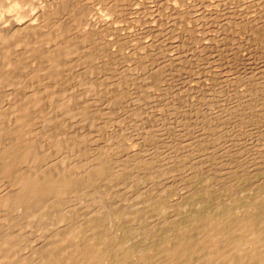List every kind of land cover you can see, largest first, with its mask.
<instances>
[{"label": "bare ground", "instance_id": "6f19581e", "mask_svg": "<svg viewBox=\"0 0 264 264\" xmlns=\"http://www.w3.org/2000/svg\"><path fill=\"white\" fill-rule=\"evenodd\" d=\"M58 1H60V0H58ZM67 1H65V2H67ZM72 1H74V0H72ZM72 1L71 2L69 1L68 5L75 7L76 6L75 4H72V5L70 4V3H72ZM113 1H111V2L109 1V2L113 3ZM153 1L154 0H152L151 2L153 3V7H154L155 3ZM181 1H183V0H181ZM250 1H252V0H250ZM27 2H28V0H1L0 1V90H1V92H0L1 93L0 94V176L4 175V177H3L4 181L6 180V177H7V180L9 178L10 182L12 183V184H10L6 180L7 184H10V186L12 185V189L10 190V188H9L10 191L6 192V194L2 193V194H4V196L2 194H0L1 195L0 205L3 206V208H5V210L8 209L10 214H12L11 211H13V210L16 211V213L14 212L15 214H17V212H18L17 210H19V213L22 210L21 213H22V215L25 218H30V219H35V220L37 219L39 224L41 226H43L42 229L44 230V234L42 235L43 236L42 237L43 238L42 241H40L41 239L40 240L38 239L40 242L36 241L34 243L33 242L34 238H33V240H31L33 242V245L31 244L32 246H30V241H28V237H27V240H25L26 235L24 236V234H26V233L22 234L21 232H19L21 229L19 230V228L18 229L16 228L17 225L19 223H21V219H19L20 217L19 216L17 217L19 219L18 220L16 218V216L20 215L21 213L15 215V219H17L18 222L20 221L19 223L15 219H11V218L9 219V217L7 219L5 217L7 219L6 221L10 220V223H9V225H7L8 222H7V224H4V225L0 224V264H264V195H263V193H264V191H263L264 185L262 187L263 188L262 189L263 193H262V199L260 198L261 199L260 201H258V198H259L258 195L256 197H253L252 195H248V194H250V192H248V190H246V192H248L247 195L251 196V198H249L245 194L244 195L242 194L243 196H241L240 195L241 194L240 190H242V188L244 187L243 186L244 184L242 185L243 187L240 186L241 185V181H242L241 180V176L239 177L238 173H235V171H233V169L231 170L232 172L228 173L229 170L226 168L227 170H225V172L227 174L224 175L225 172L223 173V175H224L223 177H225V178L227 177V178H226L225 184L222 185V186H225V185L227 186L228 198H226L227 196L226 197L223 196L225 198V200L226 199L227 200L222 205H219V204L216 205V203H215L216 206H213L214 203H212V202H214L216 199H218V197L221 195V193L215 200L213 199L214 201H212V202H211V199L213 197L210 196L211 197V199H210V203L211 204L208 205L206 201H207V199H209L210 192H212V191H211V189L202 190L203 188L201 187L202 191H206L207 194L209 193L208 196L205 198L204 196L201 197L200 195H198V197H197V195H196V196L193 197L194 198L193 203L191 202L192 199H190L187 202V204L185 206H183L182 208H181L180 205H178V203H176V201H175L176 205H174V203H173V205H171V204L167 205V202L163 201V199H160L161 197L157 198L158 196L155 197V196L149 195V196H151V198L149 197L150 199H148L149 202H145V204L148 203V207L146 205H144V206L141 205L144 208L138 207V205L136 204L138 202L134 203V201L132 199L134 205L135 204L136 205L134 206L135 209H133L135 213L133 215H130L129 214L130 210L128 208L127 209L129 211L127 209H124V207H123V209H121V207H120L119 209L117 208L115 210H112V209L110 210V208H113V206H114L113 203H110L111 205H113L112 207L108 206V205H110L108 203H107L108 205L106 204V207L101 205L100 201L104 200L108 195L104 199L101 196V200L98 199L100 197L97 198L99 193L97 194V196L94 195L97 199L95 197L91 198L92 195L95 194L94 193L95 189H96L95 192L99 191L97 188H93L94 189L93 193H92V190L86 191L87 188L85 190V187H86V186H84L85 184H87V185L89 184V187H90L93 184H97V182L100 183V181L102 180V183L106 182L105 186H107V181H109V179L113 178L115 180V179L122 178L123 174H124V171H125L124 168L126 166L123 168L122 165H121V166H119V168H116L117 166L115 167V165H116L117 161L116 160L113 161V159H115V157L117 156L116 153H118L116 150L117 149L119 150V148H120V147L117 146L118 144L116 143L117 144L116 145L117 149H116V146L113 145V143H112L115 140V139L114 140H112V139L116 138L117 135H115V137L112 135L113 136L112 139L109 137L112 140V142H110V143H112L111 145L108 146L105 143V146L109 147V149H108V147H106L109 150L108 153L106 151L107 149H105V147H104V150L106 152L105 151H101V149H99L100 154L99 153H98V155L96 154V157H95V155L93 156V154H95L96 152H94L92 154V152L95 150L94 148L97 146V145H95V144H97V142L95 143L96 140L94 138H96L98 136V132L100 130L98 132H90V133L86 132V134H80L78 132H81L82 130H81V127L79 126L80 127V131H77V130H79V127L77 128V126H78L77 124H79L82 120H80V122H78L76 124L77 125L76 126L77 130L74 128L75 124L73 126L72 125L73 123L72 124H71V122L67 123L69 121L68 119H71L72 121H73V119L77 120V118L78 117L79 118L82 117V114L84 113V121H82V122H84L83 124H86L84 126H87L86 128L88 130V128L92 125L91 123L95 120V119H92L93 121H91V117L93 118V116H92L93 112L91 113V112H89V110H87L86 112H82L83 109L85 108L84 106L87 105L88 108H89V103H88L89 101L87 102L88 104L85 102V100L83 101L86 104H84L83 109L81 110V114H80L81 116L78 115V117L75 115V113H76L75 110L78 109L76 111L78 113H80L79 112V107L75 109V107L74 108H70L71 107L70 104L68 105V98L67 97L70 96L68 92L70 90H72V88L73 89H75V88L74 87L69 88L70 90L67 91L66 89L64 90V87H62L61 84H63V82L64 81L66 82L67 80L69 81V84L72 82V81L70 82V80H71L70 77L72 78V76H70L68 74L67 75L70 76V77H68L70 80L69 79L66 80L67 76H66V71L65 70L70 71V70H68L69 68H67V65L70 62L69 61L68 64H67V61H68L69 57H71L72 54L74 55V53L76 54L77 52H78L77 54L79 55L80 51H78V49L80 50L79 47L82 46V47L87 48L88 50H90L91 58L96 61L97 58L100 59V57H102L101 54L104 57L105 54H103V53L106 52L107 50L113 51V50H111V49L114 48L113 45L115 46V44H117L115 40H114L115 44H113V38H110V37H113V35H114V38H117L119 40H123V42H124L125 38L129 39V41L130 40H132V41L135 40L136 41L137 39H140V38H138V36L141 35V32H140L141 30L140 29H142L143 27H144L143 29H145V27H146V30L148 29V31L150 29L153 33L157 32V31H161L162 32V30L167 31L165 29L170 28L171 23L173 24V22H171L172 19L169 18L171 21L168 20V21L171 22V23H168V25L170 24V26H168L167 23H164V24H166L168 26V28H166V26L163 24L164 20L163 21L161 20L162 24L164 25L163 26V25H161V23H159V19H160L159 16H157L158 18H156V16H153L152 18H149L148 20H145L146 22L145 23L143 22V24L141 25L142 26V28H141L140 25L138 24V22H139V20H141V22H142L144 20V15L146 13L148 15V12H144L146 10L143 9L144 11L142 10L143 12H141V13H144V15H141L140 11L142 9V4H143L141 2V0H130L129 7L127 6L128 8H126V10L128 9L129 11L127 10V12L130 15H132L133 18L129 15L131 17V19H133L132 21H131L130 17L127 15L128 13L125 10L124 11H125V14L127 13L126 15L130 19L129 20L127 17H125L126 19H128L127 21H128L129 26L131 24H133L132 26L128 27V25H126L127 26V28H126L125 25H124L125 28H123V27L119 26V24L116 25V21L114 20V17H113V21H115V22L111 21L110 18H107L106 16L102 15L101 13H100L101 15H99V16H93V15H88L87 13H89V12L86 11V13H85L86 15L83 14L84 15L83 18L81 17L82 15H80L81 19L77 18L79 16H77L75 18V19H77V21L75 23H77L78 21H80V22H78L76 25H74L75 26V28H74L75 33H73V34H77V35H75V36H73L71 38L70 34L72 32H74V31H73L72 25L71 26L70 25L69 26L66 25L67 22H65L66 21L65 17L67 15V13H66V15H64V13H65L67 8L61 7V5H62L61 1H60L61 4H58L60 6V8H57L58 6H57L56 2H55L56 8H54L55 4H54V6H52L53 5L52 1L49 2L50 5L52 3L51 7L54 8L53 10H50V11H45L46 9H48L47 7L45 8V10H43L44 7H45L43 4L40 5V7L44 6L42 8L43 12H42V10H40V8H39L40 11H37V12H35V8L34 9L32 8V10L30 8L31 13H30V11L28 13V10L26 8V11H27L28 15H27V13L24 14V12L22 11L24 9L23 6ZM75 2H76V0H75ZM114 2H115L114 5L117 4V3H118L117 5H120L122 1L117 0V3H116V0H115ZM127 2L128 1L126 0V3ZM143 2H144V0H143ZM158 2H159V0H158ZM32 3L33 2H31V5H33ZM77 3L80 4L81 2L78 1V2H76V4ZM122 3H124V1ZM146 3H147V1H146ZM165 3L166 2H163V4H161V5H165ZM248 3H250L249 0H248ZM253 3H254V0H253ZM125 4H122L121 6H123V5L125 6ZM157 4H159V3H157ZM26 5H28V4H26ZM37 5H35V6H37ZM65 5L68 6L67 3L66 4L63 3V6H65ZM109 5H111V4H109ZM112 5H111V7H112ZM144 5H145V2L143 4V8H145ZM151 5L149 4V6H151ZM70 6H68V7H70ZM180 6L181 5L179 4L178 7H180ZM106 7H108V6H106ZM153 7L152 8L150 7L152 11L154 10ZM156 7L158 8V7H160V5L159 6L156 5ZM171 7L173 8L174 11L179 9V8H177V5L174 6V4ZM183 7H185V9H183V8L182 9L185 10L186 12H189V13H193L194 8L196 9V7L193 6L190 2L184 3ZM75 8L77 9V7H75ZM78 8H80V7H78ZM83 8L84 7H82V9ZM119 8H121V7H119ZM150 8H148V9L150 10ZM160 8H159V10H160ZM163 8L164 9L165 8L168 9V5H167V7H163ZM109 9L112 10L110 7H109ZM109 9H107V11ZM115 9L116 8L114 6L113 10H115ZM122 9H124V8H122ZM200 9H198V10H200ZM33 10H34V12H32ZM69 10H70V8L66 12H68ZM198 10L196 9V11H198ZM220 10H223V9H220ZM94 11H96L98 13V10H94ZM107 11H105V13ZM117 11L118 12H116V13L120 14L119 12H122L123 10L119 11V9H117ZM124 11L122 12V14L124 13ZM171 11L172 10L169 11L168 14H170V15L168 17L172 16L171 15ZM185 11H184V13H186ZM213 11H214V8H213ZM227 11H228V9H227ZM69 12H71V11H69ZM82 12H85V11L82 10ZM100 12H102V10ZM111 12H112V16H113V13H114L113 11H109L108 13L110 14ZM156 12H152V13L154 14ZM161 12L162 11L160 10V13ZM231 12H232V15H234L233 11H231ZM9 13H12V14L9 15ZM78 13H80V12H78ZM92 13L95 14V12H92ZM163 13L165 14L166 12H164V10H163ZM174 13L177 16L176 11ZM179 13L181 14V11H179ZM219 13H220V11H219ZM7 14H8V16H7ZM71 14H72V16L70 15V13L68 15H70L72 17L71 19H73L75 17V15L73 16V13H71ZM103 14H104V12H103ZM109 14L107 16H109ZM117 14H115V15L117 16ZM157 14H155V15H157ZM164 14H163L162 17H167L166 15L164 16ZM198 14L199 13L196 12V15H198ZM140 15L143 16V20L140 19L141 18ZM118 16H120L122 18L121 15H118ZM186 16H188V15H186ZM220 16H221V13H220ZM145 17H146V19L148 18L147 16H145ZM191 17L193 19V16H191ZM206 17L207 16H205L204 19ZM208 17H210V16H208ZM208 17H207V19H209ZM222 17L223 16H221V19H218V20L225 19V18L222 19ZM195 18L198 19L197 21H199V19H201L202 17L194 16V19ZM214 18H216V15L214 16ZM75 19H73V20H75ZM126 19H124V20L126 21ZM185 19L187 20L188 18L186 17ZM121 20H118V21H121ZM193 20H191V21H193ZM72 21H70V23ZM127 21H126V23H127ZM129 21H131L132 23L129 22ZM166 21L167 20H165V22ZM176 21L178 23L177 19H176ZM197 21H196V23H197ZM188 22H190V19H188ZM219 22H220L219 24H221L222 21H219ZM177 23H176V27H177ZM179 23H180V21H179ZM191 23L193 24V22H191ZM214 23H217V21L214 22ZM72 24H74V23H72ZM120 25H122V23ZM184 25L186 27L188 26L186 24H184ZM184 25H182V27ZM201 25L202 24H200V26ZM217 25L218 24H216V27H217ZM198 26H199V24H198ZM198 26H196V27L194 26V27L197 29V28H199ZM179 27H181V26H179ZM194 27H193V29H194ZM226 27H224V28L226 29ZM228 28L231 29V27H228ZM143 29H142V31H143ZM173 29L174 30H172V31H174V32L177 31V30H175V26H173ZM193 29H192V31L195 30V29L194 30ZM179 30H180L179 33H181V29H179ZM182 30H184V28H182ZM185 30H186V28H185ZM110 31L113 32L112 33L113 35L111 34L112 36L109 35ZM151 31H149L150 34H151ZM108 32H109V34H108ZM149 32H147V33H149ZM167 32H169V31H167ZM194 32H196V30ZM206 32L207 31L203 32V34L206 35ZM212 32H214V31H212ZM224 32L226 33V31H224ZM224 32H222V33H224ZM158 33H159V35L160 34L162 35V33H160V32H157V35H158ZM66 34L69 35V37H68L69 39L67 38ZM142 34H145V33H142ZM150 34H148L147 36L149 37ZM164 34H166V33H164ZM154 35H155V33H154ZM166 35H164V36H166ZM170 35L168 33L167 38L170 39V37H169ZM194 35L195 34H193V36ZM225 35H227V34H225ZM145 37H146V35H145ZM145 37H143V38H145ZM148 37H146L147 40H145L146 38L144 40L140 39L138 41V43L136 42V44L134 42V45L131 46V47H133V49H134L133 51L135 52V54H136V52L138 54H140L139 49L140 48L142 49V47H144V46L147 47L150 44V42L152 41V39H154L151 36V39H150L151 41H150V40H148ZM179 37H180V35H179ZM181 37L183 39V37L185 38L186 36H181ZM171 38H173L172 40H174V36H172ZM191 38H190V40L194 39V38H192V39ZM210 38L208 36L207 37L206 36L203 37L202 35H200V40H198V41L200 43V46L203 49L206 48V47L209 48L210 45L212 47V44H213L212 40L213 39L211 38L212 39L211 40ZM158 39L161 40L160 36H159V38L156 39V41L155 40L154 41L157 42ZM169 39H167V40H169ZM187 39L189 40L188 37H187ZM217 39H220V38H217ZM70 40H72V41H70ZM163 40H165V39H163ZM172 40L170 41V43L173 42ZM179 40H181V38ZM129 41H128L129 46H127V47L131 48L130 47V42H132V41H130V42ZM216 41H218V43H219V40H216ZM192 42H195V41L192 40ZM222 42L219 43V44H222ZM180 43H181V41H180ZM180 43L178 44L179 46H180ZM131 44H133V42ZM166 44L163 47L168 45V44L167 45ZM184 44H186V42ZM188 44H190V43H188ZM194 44L197 45V43H194ZM124 45L126 46L127 44H124ZM162 45H163V43H162ZM176 45H175V47H176ZM125 46H120L119 49H122V47L125 48ZM158 46H159V44H158ZM158 46L156 45V49L154 48L155 46H153V49H155V51L158 50L157 49ZM170 46H173V45L170 44ZM84 48H81V49H84ZM190 48H192L193 50L195 49L193 47H190ZM200 48H198L197 51L198 50H201V51L203 50V49H200ZM87 49H85L86 54L88 53ZM127 49L128 48H125V50H127ZM151 49H152V47H151ZM169 49L171 50V48H169ZM173 49H175V48H173ZM211 49L213 50L214 48H211ZM159 50H160V48H159ZM161 50H162V48H161ZM184 50H185V52L182 49L181 52H179V53L180 54L185 53V55H186L187 51H186V49H184ZM207 50H209V49H207ZM120 51H122V50H120ZM149 51H151V50H149ZM82 52H83V50L81 51V54H82ZM113 52H111V53H113ZM134 52H132V53H134ZM143 52H145V54L147 53L144 50H143ZM157 52L155 54H157ZM188 52H187V54H190ZM107 53H108V51H107ZM115 53H116V51H115ZM168 53H169V51H168ZM179 53H177V54H179ZM200 53H202V55H203V53L206 55V53L204 51L203 52L199 51V54ZM88 54H90V53H88ZM109 54L110 53H108V55ZM145 54L140 55V57H142L143 55H144L143 57H145ZM149 54H150V52H149ZM95 55H97V56H95ZM122 55H123V53H122ZM157 55L160 56L162 54L160 53V54H157ZM169 55L171 57L173 56V60H174V57L177 56L176 54L173 55V53H172V55L171 54H169ZM194 55L196 56V53H194ZM202 55L200 54V57ZM208 55H210V54H208ZM24 56H26L25 59H23ZM37 56H41V61L40 62H43V63H41V65L38 64L37 67L35 66V70L34 69L31 70L30 66L33 65L36 60L38 61V59H36ZM77 56H75L76 61H79V59L84 58V57H82V55H79V56H81V58L79 56H78L79 58H77ZM112 56H110V57H112ZM123 56H121V57H123ZM126 56H128V55H126ZM165 56H163V57L165 58V60H167ZM170 56H168L169 57V61L172 59ZM182 56H184V54ZM197 56H199V55H197ZM93 57L94 58L97 57V58L94 59ZM103 57L101 59H105ZM133 57H135V55H133L132 58ZM138 57H139V55H138ZM149 57H152V55H149ZM188 57L190 58L189 55H188ZM73 58H74V56H73ZM114 58H115V56H114ZM118 58H120V57L118 56L116 58V61L117 60L122 61L121 59H118ZM124 58H123V60H124ZM130 58H131V56H130ZM185 58L183 60H186ZM201 58H203V57H201ZM84 59H83V61H84ZM108 59H109V57H108ZM144 59L145 58H143L142 60H144ZM127 60L129 61V58ZM161 60H160V62H161ZM181 60H182V58H181ZM37 61L35 62V65H37L36 63L39 62V61L38 62ZM83 61L80 60V62H78V63L79 64L83 63V65L86 66V67L89 66L88 64L90 62H92L91 60L90 61L88 60L89 63L87 62V64H86L85 62L87 60H85V62H83ZM95 61H93V62H95ZM108 61L107 62L105 61L106 64L107 63L109 64L111 62V61L110 62H108ZM114 61L112 59V62H114ZM133 61H136V59L134 58ZM154 61H156V59ZM163 61L164 60H162V62ZM169 61H168V63L167 62H164L163 64L161 63L158 66H160V68H161V65L162 66L163 65L166 66V63L169 65ZM247 61H248V59H246V62ZM73 62H74L73 63V67H74L77 64L75 63V61H73ZM103 62L104 61L101 60V62L99 64H101ZM112 62H111V65L113 64ZM142 62H141V64H142ZM173 62H176V61H173ZM97 63H98V61H97ZM97 63H95V64H97ZM81 64H80V68L82 67ZM143 64H145V62ZM69 65H71V64H69ZM105 65H103V66H105ZM71 66H70V69L72 68ZM76 67H77V69L79 68L78 65ZM90 67H91V65H90ZM90 67H88V70H89ZM156 67H157V65H156ZM169 67H170V65H169ZM80 68H79V70H77L78 73L79 74L80 73L84 74L85 72H82V68H81V70H80ZM93 68H94L93 69L94 73L92 72L91 74H95V71H94L95 69H99L100 70V67L99 68H95L93 66ZM101 68L103 69L102 66H101ZM108 68H110V67H108ZM108 68H104V69H108ZM136 68H137V66H136ZM29 69H30V71H28ZM75 70H76V68H75ZM26 71L29 72V75L27 74L28 76L27 75H25V76L23 75V72H26ZM113 71H115V70H113ZM113 71H112V73H113ZM211 71H212V69L209 72H211ZM44 72L46 73V75H44L45 77L43 75H41ZM87 72L88 71H86L85 74H87V76H88L89 73H87ZM106 72L107 71L100 73V76H101V74H104ZM17 73H19V74H17ZM71 73L73 74L72 71H71ZM96 73H97V76H99L98 70H97ZM109 73L107 72L106 75L109 74ZM213 73H215V72H213ZM20 74H21V76L23 75L25 78L27 76V78L24 81H22L24 77H21ZM74 74H75V72H74ZM79 74H78V76L81 77L82 75L81 74L79 75ZM114 74H116V72H114ZM118 74H116V75L118 76ZM116 75H115V78H117ZM156 75H157V79H158V77L160 78V76H161V75H159V73L156 74ZM37 76H40V78L37 77ZM110 76H112V75H110ZM82 77L81 78L78 77L79 80H77V83H78V81L82 80ZM93 77H94V75H93ZM93 77L91 76L92 79H93ZM102 77H105V76L103 75ZM73 78H75V77H73ZM87 78L90 79L89 77H87ZM108 78L111 79V77H108V75H107V79ZM150 78L153 79V75ZM16 79H19V80L21 79V80L17 81ZM83 79L85 81L86 78H83ZM95 79H97L96 75L94 77V80ZM102 79L103 78H101V80L99 79L100 83L103 82ZM104 79H106V78H104ZM110 79H109V81H110ZM117 79H120V78H117ZM75 80H73V81H75ZM99 80L98 81L96 80V81L99 82ZM132 80L133 79H130V81H132ZM82 81H80V82L83 84L87 80L85 82H82ZM96 81H92V80L90 81L89 80L87 83H85L83 85H87V86L89 85L91 87V89L93 87V89H95V91H96L97 88H94L98 84V83H96ZM107 81L108 80H106V83H107ZM112 81L113 82H110V83L112 85H114L113 86V89H114V87L116 85L115 83H121L123 80L121 82H117V81H114V80H112ZM151 82H152L153 86H154V83L156 84L155 81L154 82L151 81ZM77 83L73 82V86L76 85V86L80 87L81 84L78 83L80 85H77ZM106 83H104V84L105 85L110 84L109 82L107 84ZM18 84H20L22 86V89H21V86H20L21 90H19V92L17 91L18 89L17 90L15 89L17 92L14 90L15 92L13 91V93H12V91H10L11 89L9 90L7 88L8 86L10 88V86L12 87V85H18ZM71 84H70V86H71ZM60 85H61V87L63 88L64 91L60 88ZM64 85H66V87H68L67 84H64ZM83 85H82V88H83ZM100 85L101 86H98V85L97 86L98 87H102L103 86V84H100ZM112 85L111 86L109 85V87L112 88ZM123 85H124V83H123ZM131 85H132V83H131ZM116 86H119V85L117 84ZM126 86H127V84H126ZM4 87H5V89H4ZM16 87L18 88L19 86H16ZM79 87H77V91H78ZM90 87H89V89H90ZM109 87H107V89L110 92ZM149 87H150V85L148 86V88ZM118 88L119 89H116V91L117 90L119 91L121 89V87H118ZM151 88H152V86H151ZM2 89L6 90V91L3 93ZM7 89H8V91H10L9 93H7ZM89 89L87 88V90H89ZM124 89H128L129 90V88H124ZM83 90L84 89H82V91ZM99 90H101V89H99ZM99 90L97 91V92H99V93H97L98 95L101 94L100 93L101 91H99ZM122 90H123V88H122ZM122 90H121V92H122ZM74 91H72V92H74ZM86 91H85V93H87ZM91 91H93V90H91ZM111 91L113 92V90H111ZM64 92H67L68 95H67V93H66V95H64L65 94ZM106 92L107 91H105V93ZM14 93H17V94H14ZM70 93H71V91H70ZM82 93H79V95L82 94ZM92 93L95 94V92H92ZM72 94L73 93H71V95ZM75 94H73V95H75ZM77 94H76V96H77ZM102 94H103V91H102ZM112 94H114V93H112ZM123 94H125V93H123ZM128 94H130V93H128ZM128 94H125V95H128ZM145 94L147 95L148 93L146 92ZM85 95L83 94L84 98H85ZM90 95H92V94L89 93V96ZM114 95H116V97H118L116 92H115ZM93 96L94 95H92V97ZM72 97L73 96H70L69 100H71ZM112 97L114 98L115 96H112ZM81 98H82V96H81ZM87 98L88 97H86L85 99H87ZM89 98H91V97H89ZM109 98H110V94H109ZM122 98L123 97H121V99ZM76 99L74 98V100H76ZM79 99H77L76 101H79ZM82 99H80L81 102H82ZM100 99H101V97H100ZM112 99H106V100L102 99V100L103 101H108V100L112 101ZM125 99H127V96H125ZM125 99L123 98L122 100H125ZM74 100H72V101H74ZM93 100H95V99H92V101ZM119 100H120V97H119ZM90 101H91V99H90ZM92 101H91V105H92ZM125 101L127 102L128 99L125 100ZM79 102H77V105H79V106L83 105L81 103H80L81 104L80 105ZM97 102H99V99L97 100ZM113 102H114V100H113ZM94 103H96V102H94ZM71 104H73L72 107L74 105L77 106L75 104V102L71 103ZM96 104H98V103H96ZM106 104L110 105V102L109 103L107 102ZM116 104H118V103H116ZM103 105H105V104H103ZM92 106H90V107H92ZM114 106H116V105H114ZM119 106H120V103H119ZM94 107L95 106H93V108H92L93 110H94ZM101 107H102V105H101ZM104 107L107 110V107L106 106H104ZM110 107H111L110 109L113 112L114 109H112V107H113L112 103H111ZM95 108L98 109V107H95ZM103 108H102V110H104ZM108 108H109V106H108ZM72 109H75V110H72ZM115 109H116V112H117V110L118 111L119 110H121V111L123 110V109H119V107L115 108ZM106 110L104 111L105 113H106ZM98 111L96 110L97 115L95 114V116H94L95 118L96 117L97 118H101L99 115L103 111L101 113H100L101 109H100L99 112ZM121 111H120V113L119 112L118 113L121 114ZM87 112L91 113V115L88 114ZM116 112H114V114ZM132 112L130 111L129 113L132 114V115L136 114L135 116H137V113H135V112L132 113ZM98 113H100V114H98ZM109 113H110V111H108V116H109ZM54 114L55 115L57 114V115L54 116ZM58 114H62V115H58ZM119 114L114 115V116L116 117ZM105 115L107 117V114H105ZM111 115H112V113H111ZM111 115H110V117H111ZM132 115L127 114L128 117L129 116L131 117ZM123 116H124V118L127 119L126 115H123ZM123 116H121V117H123ZM110 117L109 118L107 117V118L110 119ZM121 117H120V119H121ZM133 117L134 116H132V118ZM117 118L118 117H116L115 119L117 120ZM111 119L113 121H110V120L109 121L114 123L115 119H113V115H112ZM120 119H119V121H120ZM100 120H102V119H100ZM239 120L242 121L240 118H239ZM246 120L243 119L244 122ZM104 121H106V120L104 119ZM104 121H103V123H101V122L98 123L100 125L99 129H100V127H102L101 124L105 123ZM97 122L98 121L96 120V123ZM117 122L118 121H116L115 123H117ZM96 123H93V124H95V126H96ZM107 123H106V125H107ZM70 124L73 127L71 126V127L68 128V126H70ZM51 125L54 126L53 127L54 133L55 132L58 133V131H60V130L54 129V128H57V127H59V128L62 127L63 130H64L63 132L64 133L66 132L65 134H67L68 130H71V128L75 129V131L71 130L73 132H71V131L69 132L70 134L74 133L73 135L69 134L70 135L69 137H67V136L64 137V138H66V137L68 138V139H65V141L61 142L62 138H60V141H58L59 137L57 139V142H56V140H54L56 142V144L53 141V143L55 144L56 150L58 151V152L56 151L57 155H53V154H55V152L53 153V151H51L53 154L47 152L50 147L48 145L46 146L45 143L43 142V140H45V139H47V141L48 140L50 141L49 138H53L54 136H56V135L53 136V134H54L53 131H51V133H50V131H48V127L52 128ZM108 125H109V123H108ZM110 125H111V123H110ZM92 127L93 126H91V128ZM107 127H109V126H107ZM96 128L98 129V126H96ZM94 129H95V127H94ZM97 129H95V130H97ZM103 129L104 128H102V131H103ZM84 130L87 131L86 129H84ZM85 131L83 133H85ZM107 131H108V129H107ZM107 131H103V133H105ZM61 133L62 132H59V136L63 137V135H65V134L63 133V135L61 136L60 135ZM107 134H109V133H107ZM102 135H104V134H102ZM100 136H101V134H100ZM105 136L107 137L106 134H105ZM105 136H103L104 141L106 139L109 142V138L108 137L105 138ZM108 136H110V135H108ZM162 136H165V135H162ZM82 137L86 141L88 139H91V141L95 140V141H92V143H94V146H93L92 150L90 148L92 145H90V147H89L90 143L88 144L87 142H86L88 144L87 148H90L89 150H87L85 148V144L86 143L82 144V145H84V148L86 150H84L83 146H82L83 149L81 147H79L80 144H81V141L83 142ZM145 137H143V139ZM101 138L102 137L97 138V139L102 140ZM117 138H118V136H117ZM117 138H116V140L118 142L119 139H117ZM123 138H126V137L123 136ZM189 138H190V136H188V139ZM192 138H194V137H192ZM155 139H156L155 138V133H150V137L149 138L147 137L146 141L148 143H150L151 140H155ZM125 140H123V141H125ZM162 140L163 139L161 138L160 142H162ZM167 140L169 141L170 139H167ZM194 140H196V139H194ZM49 141L47 143H49ZM164 141H163L162 144H164ZM189 141H191V140L189 139ZM156 142H155V144H156ZM171 142L173 143V141H171ZM182 142L185 143V141H182ZM186 142L188 143V141H186ZM122 143L123 142L121 141V146H122L121 149L122 148L123 149L127 148L128 156H132V158L135 159L134 161L130 162L129 165L131 163H133V162H137V164L139 165V162L142 160V159L141 160L139 159L140 156H142V158H144L143 155H142L143 154V150L138 149L137 147H135L134 144L133 145L132 144L131 145L128 144V146H127L126 144L129 143V142H127L126 144L124 142V144L126 146L123 147ZM170 143L167 142L166 144H170ZM187 143H185V145H183V146H186ZM157 144L159 146V143H157ZM166 144H164V146ZM179 145H181L180 140H179ZM191 145H193V144H191ZM99 146H97V147H99ZM147 146H148V144H147ZM167 146H169V145H167ZM183 146L181 145L182 148H183ZM46 147H47L48 150L46 149ZM97 147H96V149H97ZM181 147L179 146V148H181ZM80 148H81V150H80ZM147 148H149V147H147ZM154 148L151 147L152 150ZM65 149H66V151H65ZM167 149H168V147H167ZM76 150H80V151L79 152L78 151L75 152ZM82 150H84V151H82ZM183 150H184V148H183ZM111 151H116V153L114 152L116 156H113V154H111L112 153ZM158 151H160V150H158ZM74 152L77 154L76 157L79 159V161H80L81 158L78 157V155L82 156V160L86 159V157H88L87 155H90V153L92 154L93 157H88V159L85 162L84 161L78 162V159H77L76 160L77 163H75L74 160L73 161H71V160L73 159V157L76 154L73 155V157L70 156V153L74 154ZM102 152L104 153V155H101ZM121 152H123V153H121V154H123L122 156L126 157V156H124L125 154H127L126 151H121ZM124 152H125V154H124ZM171 152H172V150H171ZM184 152L186 153V151H183V152L180 153V156ZM46 153H49L50 155L46 156L47 155ZM145 154H146V152H145ZM148 154H149V152H148ZM148 154H147V156H148ZM157 154H160V153L158 152ZM163 154H165V153H163ZM83 155H84L85 158H83ZM118 155H119V153H118ZM172 155H175V154L173 153ZM172 155H171L170 158L171 159L174 158L173 162H176L175 159H176L177 156L175 155L176 157H173ZM225 155H227V153L224 154L223 157H227L228 163H230L231 161H229V157H228L229 152H228L227 156H225ZM147 156H146V158H147ZM159 156L160 155H158V157ZM70 157L72 159H70ZM111 157H114V158L112 159ZM158 157H156V158H158ZM166 157L167 156L165 155L164 159ZM257 157H255L254 159H256ZM52 158H53V162L51 163L50 160ZM161 158H162V156H161ZM110 159L114 163L116 162L115 165H113V164H111L112 166L110 165V163H111ZM184 159L186 160V157L185 158L183 157V160ZM123 160H124V158H123ZM146 160H145L146 161L145 165L147 164L146 166H149L148 164H153L154 161H156V160H153V159L152 160L150 159L151 161H148V159H146ZM159 160H162V161H160L161 163H159V166H158L159 169H160L162 167V166H160V164H162L163 159L159 158ZM227 160L224 161V162L227 163ZM49 161H50V163H49ZM119 161H121V160H119ZM125 161H127V159ZM256 161H258V160H256ZM185 162H187V160ZM242 162H245V161L242 160ZM169 163H167V164L165 163V164L168 165ZM172 163H170V165ZM177 163L181 164L180 162H177ZM223 163H220L219 165L222 166L221 164H223ZM126 164H128V162H126ZM231 164L232 163H230V165ZM249 164H251V162ZM253 164H254V162L251 165H253ZM256 164L258 165V163H255L254 164L255 166L253 165L254 169H252V170H254V171H255ZM131 165L134 166L133 164H131ZM175 165L176 164H174L173 167ZM188 165L189 164H187V166ZM243 165H245V164H243ZM262 165H263V163H262ZM113 166L116 169L113 168L114 169L113 170V169L110 168V167H113ZM146 166L140 165V166H138L139 169H138V167H136V168L133 167V169H135V171L137 169V171H139V173H141L142 176L137 175L136 174L137 171H136V172H133L135 174H133L131 177L129 175H127L129 180L130 179H132V180L134 179L135 180V178L138 177V178H141V179L137 178V180H135V181L142 180L144 182V180H143L144 177L143 176L144 175L146 176V174L149 175V173L145 174V172L143 170ZM152 166L150 165L149 167L152 168ZM227 166L229 168L231 167L228 164H227ZM237 166L238 167L241 166V169L243 167L242 165L239 166V164ZM253 166H250V167H253ZM127 167H129V166H127ZM165 167L168 168L167 166H163L162 169H164ZM176 167H177V165H176ZM232 167H233V165H232ZM166 168H165V170H166ZM170 168H172V167H170ZM191 168L194 170L196 168V166L194 168L193 167H191ZM221 168L224 169V167H221ZM246 168L248 170V165H247ZM263 168L264 167H262V170L264 171ZM83 169H86V175L85 176H84L85 173L83 172ZM127 169L130 170L131 167H130V169L129 168H127ZM147 169H150V168H147ZM152 169L153 170L157 169V166H156V168H152ZM262 170H261V172H262ZM131 171H134V170H131ZM156 171L160 172V170H158V169ZM195 171L197 172V170H195ZM219 171H223V170L221 169ZM219 171H217V172L219 173ZM250 171H248V173ZM81 172L83 173V175H82ZM127 172L128 171H126V173ZM143 172H144V174H143ZM129 173H130V171H129ZM174 173L176 175H178L175 171L172 172L171 173L172 176L171 175L170 176L173 179H174V175H175ZM243 173H245V170H243ZM150 174H152V172ZM156 174H157V172H156ZM156 174L153 175L154 178L155 177L158 178V176ZM168 174H170V173H168ZM262 174H263V172H262ZM148 175H147L148 179L145 177L147 179V181H145V183L146 182L148 183V180H152L153 179V178L150 179L149 178L150 175L149 176ZM164 175H162V178H163ZM189 175H191V174H189ZM170 176L169 177L166 176V178L168 177L167 179L171 180V181H169L170 183L174 182V181H172V178ZM179 176H180L179 179H181L182 175L180 174V175H178V177ZM244 176H246V175H244ZM223 177H220L221 180H220V178H219V180L222 181L223 179H225ZM257 177L254 176V178H257ZM3 178L0 179L1 180L0 182H4ZM166 178H164V179H166ZM169 178H171V179H169ZM191 178L193 179V177H191ZM191 178L186 177V179H188L189 183H186V180L182 178L183 180H185V182H184L185 184L184 185H188L190 183H192V185H193V182H190V180H189ZM207 178H208V175H207ZM248 178L251 179V177H248ZM248 178H247V180H248ZM156 179L153 180L154 183L152 182L154 185L156 184L155 183ZM164 179H160L159 181L161 182L163 180V182H164ZM126 180H128V179H126ZM129 180H128V182H129ZM243 180H244V178H243ZM116 181H114V183H118L119 187H121V189H122V186H120V183L118 182L119 180L117 182ZM175 181H177V179ZM178 181L181 183L182 180H178ZM195 181L196 180H194V182ZM215 181L217 183V179L214 180V182ZM6 182H5V184H6ZM121 182L123 183V180ZM125 182H127V181H125ZM163 182H161V183H163ZM196 182H195V184H196ZM204 182L202 183V181H201V183L203 185H204ZM256 182L260 183V181H258V180ZM111 183H112V180H111ZM122 183H121V185H124ZM139 183H141V182H139ZM164 183L161 185L162 187L165 185ZM174 183H176V182H174ZM180 183L177 182V184H179V187H180ZM207 183H209V181H207ZM211 183L209 184L210 187H211V185L212 186L216 185V183L215 184L213 183L214 185L211 184ZM218 183H217V185L221 184V183H219V184ZM254 183H255V180H253V184ZM132 184H134V186H135L134 182ZM142 184L144 185V183H142ZM261 184H263V183H261ZM109 185H110V183H109ZM125 185H126V183H125ZM157 185H158V183L156 184V186ZM184 185L182 187H184ZM248 185H250V181H249ZM1 186H2V183H1ZM3 186H7V185L3 184ZM100 186H101V184H100ZM115 186L116 185L113 186L114 187L113 189H115ZM167 186L169 187V183L165 187H167ZM172 186H173V183H172ZM188 186L190 188V185H188ZM188 186H187V188H188ZM222 186H221L220 189L217 186L218 187L217 188V192H218V189H219V191L223 190ZM102 187H103V185H102ZM102 187H100V189ZM110 187H111V185H110ZM119 187H118V189H120ZM137 187H138V185H137ZM141 187H143V186L141 185ZM144 187L146 188V186H144ZM153 187H155V186H153ZM182 187H180V188L176 187V189L180 190V189H182ZM253 187H254V185L252 186V188ZM125 188H127V187H125ZM125 188L122 191L125 192ZM131 188H133V187H131ZM131 188H130L129 192L131 190H133L136 194H138V197H139V194L141 196V193H137L136 189L134 190L135 187L133 189H131ZM145 188H143V189L145 190ZM184 188H186V187H184ZM244 188L246 189L247 186L244 187ZM259 188H261V187H257L256 188L257 190H255V191H259ZM6 189H8V188L6 187ZM127 189H129V188H127ZM147 189H148V185H147ZM153 189L154 188H152V190ZM160 189H162V188H160ZM195 189H197V188H194V190ZM225 189H226V187H225ZM4 190H5V187H4ZM115 190H117V189H115ZM152 190H150V186H149V191L153 192ZM162 190L164 191V189H162ZM165 190H167V189L165 188ZM188 190L187 189L184 190L185 192L187 191V194H186L187 197L189 196L188 195L189 194ZM190 190L192 192V189H190ZM90 191H91L92 194L90 193ZM101 191H99V192L101 194H103L104 193V189H103V193ZM120 191L121 190H119L118 193H120ZM158 191H159V189H158ZM184 191H183V193H184ZM202 191H201V193H202ZM250 191H252V190H250ZM116 192L113 191L112 193L118 194ZM124 192H122V193H124ZM139 192H144V191L143 190L141 191V189H140ZM156 192L154 194L157 195ZM172 192H173V190H172ZM191 192H190V194H191ZM225 192H226V190H225ZM112 193H111V195H112ZM145 193H148V192H144V194ZM176 193H177V191H176ZM181 193H179V191H178V194L174 193V195H179ZM105 194H106V192H105ZM105 194L103 196H105ZM162 194H163V197H164V195L168 196V195H166V194H168L167 192H166V194H165V192L162 193ZM193 194H195V191H194ZM204 194H205V192H204ZM111 195L108 196V198L111 197V198H109L110 200L113 198L112 196H115V195H112V196ZM118 195H120V194H118ZM118 195H116V197H118ZM125 195H126V193H125ZM127 195H129V194H127ZM130 195H131V192H130ZM159 195H161V194L159 193ZM183 195H185V194H183ZM202 195H203V193H202ZM213 195L215 197L218 194L216 195V194L213 193ZM121 196H122V194L119 197H121ZM131 196H133V194ZM131 196H127V199L125 198L130 203H132L131 199L129 200V197H131ZM181 196L182 195H180V197ZM183 197L184 196H182V199H183ZM77 198L80 200V203L77 202ZM123 198L124 197H122V199L121 198L120 199L124 201ZM166 198L167 197H165V199ZM168 198H169V196H168ZM120 199H118V200L121 201ZM134 199H135V197H134ZM75 200H76V202H75ZM97 200H100V201H97ZM116 200H117V198L114 201L115 203H116ZM142 200H143V198H142ZM148 200H146V201H148ZM82 201L87 204V205L84 204L86 206L83 205L82 209L85 210L84 212H82L83 210H80L81 209L80 206H82V203H81ZM144 201L142 202V204L144 203ZM139 202H141V200ZM168 202L171 203V201H168ZM99 203H100V206L98 205ZM102 203H106V201L102 202ZM119 203L120 202H118V204ZM125 204H127V203H125ZM180 204H182V202ZM119 205H121V203ZM122 205H123V203H122ZM177 205H178V208L176 207ZM129 206H131V205H129ZM78 207H80V208L78 209ZM116 207H114V208H116ZM173 207H176L177 209H175ZM172 208L175 209V210L172 211L173 210ZM170 209H172V210H170ZM131 210H132V208H131ZM146 210H148L147 213H145ZM153 211H154V213L152 215ZM1 212H3V211H1ZM1 212H0V214H1ZM9 212L4 211L2 213V216L4 215V213L5 214L7 213L9 215ZM2 216L0 218H2ZM4 216H3V219H5ZM12 216H14V214H12ZM142 217H143V219H142ZM3 219L0 220V223H1V221H4ZM22 219H23V217H22ZM25 221H26V219H25ZM25 221H24V223L26 225H28L27 224L28 221L27 222H25ZM129 223H131L133 225H129ZM30 224L33 227L36 226V225H34L35 223H33V224L30 223ZM31 225L30 226L28 225L29 226L28 228H31ZM20 227H21V225H20ZM22 227H24V226H22ZM33 227L31 228V230L33 229ZM28 228H27V230H28ZM38 228H37V230H38ZM23 229H22V232L24 231ZM42 229L41 230L39 229L41 233H42ZM34 230H36V229H34ZM39 230L37 232H39ZM38 234H40V233H38Z\"/></svg>", "mask_w": 264, "mask_h": 264}, {"label": "rangeland", "instance_id": "374dc122", "mask_svg": "<svg viewBox=\"0 0 264 264\" xmlns=\"http://www.w3.org/2000/svg\"><path fill=\"white\" fill-rule=\"evenodd\" d=\"M1 1V0H0ZM33 2L32 4L33 5H31V2ZM28 0V2L27 3H25V5L23 6L24 7V9L22 10L23 12H24V14H26L27 13V11H26V8H27V10H28V13H29V11H30V13H31V10H32V8L34 9L35 8V12H37V11H40V10H42V8L44 7V9L43 10H45V8L47 7L48 9H46L45 11H50V10H53L54 8H56V4H57V8H60V6L58 5V4H61V2H62V5H61V7H65V8H67L66 9V11L70 8V10L69 11H71V12H66L65 11V13H64V15H66V13H67V15L70 13V15L72 16V14L71 13H73V16L75 15V17L73 18V19H75L77 16H79V17H77V18H79V19H81V17L83 18V14H85L86 13V11L87 12H89V13H87L88 15H93V16H99V15H104V16H106L107 18H110L111 19V21H113V17H114V20L116 21V25L117 24H119V26H121V27H123V28H127V26L126 25H128V27H130V26H132L133 24H131L130 26H129V24H128V16L130 15L128 12H127V10H126V8H128L129 7V4H130V0H127L128 2L126 3V0H119V1H124V3H122L121 2V4L120 5H117L118 3H117V0H116V3L117 4H115L114 5V1L113 0H76V2H78V1H80L81 3L79 4V3H77L76 4V2H75V0L74 1H72V0H65V1H67V2H65L64 0H60V1H56V0ZM52 1V3H53V5H52V3H51V5L52 6H54V4H55V2H56V4H55V6H54V8L53 7H51V5H50V3L49 2H51ZM69 1L71 2L72 1V3H70L71 5L72 4H75L76 6L75 7H77V9L74 7V6H70V5H68V3H69ZM111 1H113V3H110ZM146 1H147V3H146ZM152 0H144V2H145V5H144V7L145 8H143V4H144V2H143V0H141V2L143 3L142 4V9H141V11H140V13L141 12H143L144 10L143 9H145L146 11H144V12H148V15H147V13L144 15V13H141V15H144V20H143V16H141V18L140 19H142L143 21L141 22V20H139V22H138V24L140 25V27L142 28V24H143V22L145 23L146 21L145 20H148L149 18H152L153 16H156V18H158L157 16H159V23H161V25H163L164 23H167V25H168V23H171V22H173V24L171 23V26H170V24L168 25V26H170V28H168V26L166 25V24H164L165 26H166V28H168V29H165V30H167V31H169V32H167V31H164V30H162V32L161 31H157V32H160V33H162V35L160 34L159 35V33H158V35L160 36V38H161V40L160 39H158L157 40V42H155L156 41V39L157 38H159V36L157 35V32H154L155 33V35H154V33L149 29V31H151V34H150V32L148 31V29L146 30V27H145V29H143V31H142V29H140L141 31V35H139L138 36V38H140L141 40L143 39H145L146 37H148L147 35L148 34H150L149 35V37H148V40H150L151 39V36H152V38H154V39H152V43L150 42V44L146 47V46H144V47H142V49L140 50L139 49V51H140V54H138L137 52H136V54H135V52L133 51L134 49H133V47H131V46H133L134 45V42H135V44H136V42L138 43V41L140 40V39H137L136 41L135 40H130V41H132L133 42V44H131L132 42H130L129 41V39H127V38H123L124 39V42H123V40H119V39H117V38H114V35L112 34L113 32L112 31H110V34H109V32H108V34L109 35H113V37H110V38H113V44H115L114 42L116 41V43L118 44H115V46L113 45V49H111V50H115L116 51V53L118 54H116L115 53V51L113 52V51H109V50H107L108 51V53H110L109 55H108V53H107V51L106 52H104L103 54H105L104 55V57H103V55L101 54V56L103 57V58H105V59H101L102 57H100V59L101 60H103L104 62L106 61H108V62H112V59H113V61L114 62H112L113 64L111 65V62L107 65L106 64V62L104 63H101V64H99L100 62H101V60L100 59H98L97 57H93L94 59H96V61L95 60H93L92 58H91V52H90V50H88L87 48H84V47H79L80 48V50L78 49V51H80L79 52V55H82V57H86L85 59L84 58H81V56H79L77 53V55L81 58V59H79V61H76V58H75V56H77L75 53H74V55L72 54V58L71 57H69V59H68V61H67V64H68V62H69V64H71V65H67V68H69L68 70H70V71H67V70H65L66 71V80L67 79H69L68 77H70V76H72V78L70 77V82L72 83H70L71 84V86H70V84H69V81L67 80L66 82L64 81L63 82V84H61L62 85V87H64V90L66 89L67 91H69L70 89L69 88H72V87H74L75 89H73L72 88V90H70L71 91V93H73V94H77L78 92L79 93H82L83 91V93L82 94H80L79 95V93L77 94V96H76V94L75 95H71V93H70V91L68 92L69 93V95L70 96H73L72 98H71V100H69L70 98V96H68L67 98H68V105L70 104L71 105V107L70 108H74L75 107V109L76 108H78L79 107V112L80 113H78L76 110H78V109H72V110H75V115L78 117V115L79 116H81L80 114H81V110L83 109V106H84V104H86L88 101V103H89V108L91 109H89L88 108V106L86 105V106H84L85 108L83 109V111L82 112H86L87 110H89V112H93L92 113V116H93V118L91 117V121H93L92 119H95L91 124V126H93L92 128H91V126L88 128V130H87V126H84V125H86V124H83L84 122H82V121H84V113L82 114V117H78L77 118V120H74L73 119V121L71 120V119H68L67 121V123H69V122H71V124L74 126V124H75V126H74V128L77 130V128L80 126L81 127V132H78V133H80V134H86V132H88V133H90V132H98L99 130V132H98V136L96 137V138H94L95 140H92V141H95V143L97 142V144H95V145H97V146H99V147H97V149H96V147L94 148L95 150L92 152V154L94 153V152H96L95 154H93V156L95 155V157H96V154L98 155V153L100 154V152H99V149H101V151H105L104 150V147H105V149H107L106 147H108L109 145H111L112 143H113V145H117L118 147H120L119 148V150L117 149V146H116V151L119 153V155H118V153H116V151H111L112 153L111 154H113V156H116L115 155V153L117 154V156L115 157V159H113L114 157H111L112 159H113V161H117V163H116V165H115V163L110 159V165L111 164H113V165H115V167L116 168H119V166H121L122 165V167L124 168L125 166L127 167V166H129V167H127V168H129L130 169V167H131V169L130 170H128L126 167L124 168V174H123V177L122 178H120V179H113V178H111V179H109V181H107V186H105L106 185V182L104 183H102V180L100 181V183H98L97 182V184H93V185H91L90 187H89V184L87 185V184H85L84 186H86L85 187V190H86V188H87V190L86 191H88V190H92V193H93V191H94V189L93 188H97L99 191H101L102 193H103V189H104V193L103 194H101L99 191H97V192H95L96 191V189H95V191H94V193L95 194H93L92 195V197L91 198H94L95 196H97V194H98V196H97V198L98 197H100V198H98V199H100L101 200V196H102V198L104 199L107 195L109 196V195H111V193L114 191V192H116V193H118L119 192V190H121L120 191V193H118V194H122V196L121 197H119L120 195H118V194H114V193H112V195H115V196H112L113 198L110 200L109 198H111V197H109L108 198V196L104 199V200H102V201H100V200H97V201H100L101 202V205H103V206H105L106 207V204L108 203V204H110V203H113V205H108V206H110V207H112L113 206V208H110V210L112 209V210H115V209H119L120 207H121V209H123V207H124V209H127L130 213V215H133L135 212H134V210L133 209H135L134 208V206L137 204L138 205V207H140V208H144V207H142V206H144V205H146L147 207H148V203H146L145 204V202H149V200L148 199H150L151 198V196H158L157 198H160V199H163V201H166L167 202V205L168 204H171V205H173V203H174V205H176V203H178V205H180L181 206V208L183 207V206H185L186 204H187V202L190 200V199H192L191 200V202L193 203V200H194V196H196L197 195V197H198V195H200L201 197H207L208 196V194H207V192L206 191H202V190H206V189H211V191L212 192H210V195H209V199H207V204L208 205H210L211 203H210V199H211V197H213L212 199H211V202L212 201H214L219 195H220V193H221V195L218 197V199H216L214 202H212V203H214L213 204V206H216V205H222L226 200H225V198L223 197V196H227L226 198H228V195H227V186L225 185V186H222V185H224L225 184V182H226V178L225 177H223L224 175H226L227 173L225 172V170H229L228 171V173H230V172H232L231 170L233 169V171H235V173H238V175H239V177L241 176V185L240 186H242L243 184V186L244 187H246L247 186V188L245 189L243 186V188H242V190H240V195L241 196H243L244 194L245 195H247L248 194V192H250V194H248V195H252L253 197H256L257 195H258V201H260L261 199H262V189L264 188L263 187V185H264V171L262 170V167H264V0H254V3H253V0L252 1H250L249 0V2L250 3H248V0H183V1H181V0H159V2H158V0H154L153 2L155 3V5H154V7H153V3L151 2ZM157 3H159V4H157ZM194 1V2H193ZM222 1V2H221ZM30 2V3H29ZM59 2V3H58ZM74 2V3H73ZM149 2V3H148ZM163 2H166L165 3V5H161V4H163ZM187 2H190L193 6H195L196 7V9L198 10V9H200V10H198V11H196V9L194 8V11H193V13H189V12H186L185 10H183V9H185V7H183V4L184 3H187ZM218 2V3H217ZM2 3V2H1ZM63 3H67V5L68 6H70V7H68V6H63ZM120 3V2H119ZM126 3V4H125ZM178 3V4H177ZM26 4H28V5H26ZM37 5V6H35V5ZM41 4H43L44 6H41L40 7V5ZM109 4H113L114 6H115V10H113L114 9V6L112 5V7H111V5H109ZM122 4H125V6L123 7V6H121ZM128 4V5H127ZM149 4L151 5V6H149ZM174 4V6L175 5H177V8H179L178 10H175L176 11V14H177V16L175 15V11L173 10V8L171 7L172 5ZM181 5L180 7H178V5ZM218 4V5H217ZM81 5V6H80ZM156 5L157 6H159L160 5V7H156ZM167 5H168V9L167 8H163V7H167ZM170 5V6H169ZM186 5V4H185ZM184 5V6H185ZM106 6H108V7H106ZM128 6V7H127ZM148 6V7H147ZM78 7H80V8H78ZM82 7H84L83 9H82ZM109 7L112 9V10H110L109 9ZM118 7V8H117ZM119 7H121V8H119ZM153 7V11L151 10V8ZM158 9H156V8ZM221 7V8H220ZM223 7V8H222ZM30 8H31V10H30ZM39 8H40V10H39ZM52 8V9H51ZM74 10H73V9ZM88 8V9H87ZM92 10H90V9ZM109 9L108 11H107V9ZM122 8H124V9H122ZM148 8H150V10L148 9ZM159 8H160V10L162 11L161 13H160V10H159ZM170 8V9H169ZM183 8V9H182ZM213 8H214V11H213ZM98 10V13L96 12V11H94V10ZM117 9H119V11H126L127 13V15L125 14V11H124V15L122 14V12H119L120 14H117L116 12H118L117 11ZM122 9V10H121ZM130 9V8H129ZM156 9V10H155ZM205 9V10H204ZM216 9V10H215ZM220 9H223V10H220ZM225 9V10H224ZM227 9H228V11H227ZM43 10H42V12H43ZM79 10V11H78ZM82 10L83 11H85V12H82ZM102 10V12H100ZM104 10V11H103ZM143 10V11H142ZM163 10H164V12H166L165 14L163 13ZM170 10H172L171 11V15L172 16H170V17H168L170 14H168L169 13V11ZM204 10V11H203ZM207 10V11H206ZM220 11V13H221V16H223L222 17V19L223 18H225V19H223V20H218V19H221V16H220V13H219V11ZM26 11V12H25ZM80 12V13H78V12ZM105 11H107L106 13H105ZM109 11H113L114 13H113V16H112V12L109 14L108 12ZM129 11V10H128ZM157 11V12H156ZM178 11V12H177ZM179 11H181V14L179 13ZM184 11L187 13H184ZM197 13H199L198 15H196V12ZM210 11V12H209ZM212 11V12H211ZM231 11H233V13H234V15H232V12ZM32 12H34V10L32 11ZM75 12V13H74ZM92 12H95V14L94 13H92ZM103 12H104V14H103ZM152 12H156V13H152ZM205 12V13H204ZM217 12V13H216ZM28 13H27V15H28ZM82 13V14H81ZM97 13V14H96ZM101 13V14H100ZM131 13V12H130ZM151 13V14H150ZM159 15H158V14ZM173 13V14H172ZM204 13V14H203ZM207 13V14H206ZM216 13V14H215ZM219 13V14H218ZM10 14H12V13H9V15ZM106 14V15H105ZM109 14V16H107ZM115 14H117V16L115 15ZM155 14H157V15H155ZM163 14H164V16L166 15L167 17H162L163 16ZM190 14V15H189ZM193 14V15H192ZM216 15V18H214V16ZM26 15V16H27ZM66 15V17H65V22H67L66 23V25H72V28H73V31L74 32H72L71 34H70V37L72 38L73 36H75V35H77V34H73V33H75V30H74V28H75V26L74 25H76L78 22H80V21H78L77 23H75L76 21H77V19H75V20H73V19H71L72 17L70 16V15H68L67 16ZM80 15H82L81 17H80ZM86 15V14H85ZM118 15H123L122 16V18L120 17V16H118ZM152 15V16H151ZM175 15V16H174ZM186 15H188V16H186ZM7 16H8V14H7ZM111 16V17H110ZM131 17H132V15H130ZM129 16V17H130ZM145 16H147L148 18L146 19V17ZM151 16V17H150ZM191 16H193V19H194V16H199V17H202L201 19H199V21H197L198 19H192V17ZM205 16H210V17H208L209 19H207V17L204 19V17ZM220 16V17H219ZM231 16V17H230ZM125 17H127L128 19H126ZM131 17H130V19H131ZM173 17V18H172ZM175 17V18H174ZM183 17V18H182ZM188 18V19H190V22H188V19L186 20L185 18ZM218 17V18H217ZM253 17V18H252ZM133 18V17H132ZM163 18V19H162ZM172 19V21L170 20V19ZM255 18V19H254ZM68 19V20H67ZM78 19V20H79ZM109 19V20H110ZM124 21H122V20ZM124 19H126V21H127V23H126V21L124 20ZM129 19V20H130ZM175 19V20H174ZM176 19L178 20V23H177V21H176ZM180 19V20H179ZM217 19V20H216ZM73 20V21H72ZM118 20H121V21H118ZM133 19H131V21H132ZM161 20L163 21L164 20V22H163V24H162V22H161ZM165 20H170V21H166L165 22ZM191 20H193V21H191ZM69 21V22H68ZM70 21H72L71 23H70ZM115 21H113V22H115ZM131 21H129V22H131ZM179 21H180V23H179ZM182 21V22H181ZM196 21H197V23H196ZM217 21V23H214V22H216ZM219 21H224L223 23L221 22V24H219L220 22ZM118 22V23H117ZM122 23V25H120L121 23ZM177 23V27H176V23ZM184 22V23H183ZM187 22V23H186ZM191 22H193V24L191 23ZM72 23H74V24H72ZM132 23V22H131ZM190 23V24H189ZM196 23V24H195ZM181 24V25H180ZM184 24H186V25H188L187 27L184 25ZM198 24H199V26H198ZM200 24H202L201 26H200ZM216 24H218L217 25V27H216ZM124 25H125V27H124ZM163 25V26H164ZM181 26V27H179V26ZM182 25H184L183 27H182ZM78 26V25H77ZM162 26V27H163ZM173 26H175V30H177L176 32H174V31H172V30H174L173 29ZM196 26H198L199 28H195ZM227 26V27H226ZM179 27V28H178ZM191 29H190V28ZM193 27H194V29L196 30V32H194L195 30L193 29ZM216 27V28H215ZM224 27H226V29L228 28V27H231V29L230 28H228L227 30L224 28ZM164 28V27H163ZM172 28V29H171ZM182 28H184V30H185V28H186V30L184 31V30H182ZM179 29H181V33H179L180 32V30ZM190 29V30H189ZM192 29L194 30V31H192ZM223 29V30H222ZM230 29V30H229ZM188 30V31H187ZM201 30V31H200ZM203 30V31H202ZM214 31V32H212V31ZM146 31V32H145ZM199 31V32H198ZM205 31H207L206 32V35L205 34H203V32H205ZM211 31V32H210ZM224 31H226V33L224 32ZM229 31V32H228ZM147 32H149V33H147ZM185 32V33H184ZM191 32V33H190ZM193 32V33H192ZM201 32V33H200ZM222 32H224V33H222ZM142 33H145V34H142ZM164 33H166V34H164ZM168 33H169V35L171 34L172 36H174V40H172L173 38H171L172 36L170 35L169 37H170V39L173 41V42H171L170 43V39L169 38H167V36H168ZM177 33V34H176ZM69 34V33H68ZM107 34V35H108ZM140 34V33H139ZM166 35V36H164V35ZM182 34V35H181ZM189 34V35H188ZM193 34H195L194 36H193ZM223 36H222V35ZM225 34H227V35H225ZM72 35V36H71ZM111 35V36H112ZM145 35H146V37H145ZM154 35V36H153ZM178 35V36H177ZM179 35H180V37H179ZM200 35H202L203 37L204 36H208L211 40H212V42H213V44H212V47H211V45H210V47L208 48V47H206L207 49H209V50H207L206 48H202L201 46H200V43H199V41L198 40H200ZM213 37H212V36ZM217 35V36H216ZM66 36H67V38L69 37V35H67L66 34ZM157 36V37H156ZM163 36V37H162ZM181 36H186L185 38L183 37V39H182V37ZM199 36V37H198ZM217 38H220V39H217ZM225 36V37H224ZM227 36V37H226ZM65 37V36H64ZM143 37H145V38H143ZM179 37V38H178ZM187 37L189 38V40L187 39ZM194 38V39H192V38ZM178 38V39H177ZM181 38V40H179ZM190 38L192 39V40H194L195 42H192V40H190ZM196 38V39H195ZM223 38V39H222ZM69 39V38H68ZM67 39V40H68ZM163 39H165V40H163ZM167 39H169V40H167ZM226 39V40H225ZM115 40V41H114ZM145 40H147V38L145 39ZM155 40V41H154ZM216 40H219V43H221L222 41V44H219L218 43V41H216ZM70 41H72V40H70ZM127 43H126V42ZM128 41L130 42V47L131 48H129V47H127V46H129V44H128ZM176 41V42H175ZM180 41H181V43H180ZM189 41V42H188ZM226 43H225V42ZM119 42V43H118ZM160 42V43H159ZM163 43V45H162V43ZM180 43V46L178 45L179 43ZM186 42V44H184ZM192 42V43H191ZM217 42V43H216ZM154 43V44H153ZM168 45H167V44ZM171 45H173V46H170V44ZM177 45H176V44ZM188 43H190V44H188ZM194 43H197V45L196 44H194ZM123 44V45H122ZM124 44H127L126 46L124 45ZM158 44H159V46H158ZM161 44V45H160ZM167 45V46H165V47H163L164 45ZM182 44V45H181ZM156 45L158 46V50H156L155 51V49H156ZM175 45H176V47H175ZM184 45V46H183ZM193 45V46H192ZM195 45V46H194ZM217 45V46H216ZM220 45V46H219ZM79 46V45H78ZM77 46V47H78ZM118 48H117V47ZM120 46H125V48H128L127 50H125V48H123L122 47V49H119L120 48ZM153 46H155L154 48L155 49H153ZM182 46V47H181ZM151 47H152V49H151ZM190 47H193V48H195L194 50L192 49V48H190ZM197 47V48H196ZM201 47V48H200ZM81 48H84V49H81ZM145 48V49H144ZM147 48V49H146ZM159 48H160V50H161V48H162V50L160 51L159 50ZM164 48V49H163ZM169 48H171V50L169 49ZM173 48H175V49H173ZM190 48V49H189ZM198 48H200V49H203L202 51L201 50H198L197 51V49ZM211 48H214L213 50L211 49ZM219 48V49H218ZM85 49H87V51H88V53H90V54H86V52H85ZM130 49V50H129ZM132 49V50H131ZM183 49V51L185 52V50L184 49H186V51L188 52V53H190V54H187V52H186V55H185V53H183L184 54V56H182L183 54H180L179 52H181V50ZM189 49V50H188ZM192 49V50H191ZM83 50V52H82V54H81V51ZM118 50V51H117ZM120 50H122V51H120ZM143 50L144 51H146L147 53V55L145 54V52H143ZM148 50V51H147ZM149 50H151V51H149ZM173 50V51H172ZM211 50V51H210ZM215 50V51H214ZM127 51V52H126ZM136 51V50H135ZM138 51V52H139ZM158 51V52H157ZM163 51V52H162ZM165 51V52H164ZM168 51H169V53H168ZM173 53V55H177V56H175L174 57V60H173V56L171 57L169 54H171L172 55V53ZM182 51V52H183ZM199 51L200 52H205L206 53V55L203 53V55H202V53H200L202 56L201 57H203V58H201L200 57V54H199ZM207 51V52H206ZM111 52H113V53H111ZM132 52H134V53H132ZM149 52H150V54H149ZM153 52V53H152ZM157 52V54H162V55H157V54H155ZM193 52V53H192ZM122 53H123V55H122ZM126 55H128V56H126ZM166 53V54H165ZM175 53V54H174ZM177 53H179V54H177ZM194 53H196V56L194 55ZM85 54V55H84ZM113 56H112V55ZM121 54V55H120ZM130 54V55H129ZM139 55V57H138V55ZM142 54H145V57H143V58H145L144 60H142L143 58L142 57H140V55H142ZM164 54V55H163ZM208 54H210V55H208ZM212 54V55H211ZM87 55V56H86ZM107 55V56H106ZM133 55H135V57H133L132 58V56ZM149 55H152V57H149ZM154 55V56H153ZM156 55V56H155ZM166 55V56H165ZM170 56L172 59L169 61V57L168 56ZM179 55V56H178ZM188 55L190 56V58L188 57ZM197 55H199V56H197ZM73 56H74V58H73ZM77 56V58H79ZM89 56V57H88ZM95 56H97V55H95ZM110 56H112V57H110ZM114 56H115V58H114ZM120 57V58H118V59H121L122 61H119V60H117L116 61V58L117 57ZM121 56H123V57H121ZM126 56V57H125ZM130 56H131V58H130ZM137 56V57H136ZM147 56V57H146ZM163 56H165L166 57V59L167 60H165V58L163 57ZM187 56V57H186ZM38 57V58H37ZM36 57V59H38V63H36L37 65H35V62H34V64L33 65H31L30 66V68H31V70L32 69H34L35 70V66L37 67L38 66V64L39 65H41V63H43V62H40L41 61V56H37ZM99 57V56H98ZM108 57H109V59H108ZM125 57V58H124ZM154 57V58H153ZM163 57V58H162ZM168 57V58H167ZM177 57V58H176ZM182 58V60H181V58ZM187 60H183L184 58ZM210 57V58H209ZM26 58V56H24V58L23 59H25ZM111 58V59H110ZM123 58H124V60H123ZM129 58V61L127 60ZM134 58L136 59V61H133L134 60ZM155 60L156 59V61H154L153 59ZM164 60L163 62H162V60ZM188 58V59H187ZM75 59V60H74ZM83 59H84V61H83ZM138 59V60H137ZM147 59V60H146ZM177 59V60H176ZM180 59V60H179ZM243 59V60H242ZM246 59H248V61L246 62ZM27 60V59H26ZM80 60L81 61H83V62H85V60H87L85 63L87 64V62H88V60L90 61H92V62H88L89 64V66H84L83 65V63L81 64V68H82V72H85L86 73V71H88L87 73H89L88 74V76H87V74H81L82 76V80H80V81H82V82H85L86 80V82L85 83H87L89 80L91 81H98L99 79L101 80V78H103L102 79V81L103 82H101L100 83V80H99V82H97L96 81V83H98L97 85L98 86H101L100 84H103V86L105 85L104 83H106V80H108L107 81V83L109 82H113L112 80H114V81H117V82H121L122 80V84L121 83H115L116 85L118 84L119 86H116L115 85V87H114V89H113V86L114 85H112L111 83L110 84H107V85H105L103 88L102 87H98L97 85V87L95 86L94 88H97L96 89V91H95V89H93V87H92V89H91V87L88 85H83V84H85V83H81L80 81H78V83H80L81 84V86L79 87V86H73V82L74 83H77V80H79L78 79V77L79 78H81L80 76H78V71L77 70H79V68H80V64L78 63V62H80ZM100 60V61H99ZM131 60V61H130ZM159 60V61H158ZM160 60H161V62H160ZM245 60V61H244ZM73 61H75V63L78 65V69H77V65H75L74 67H73ZM93 61H95V62H93ZM97 61H98V63H97ZM139 61V62H138ZM143 61V62H142ZM158 61V62H157ZM168 61H169V65H170V67H169V65L167 64L168 63ZM173 61H176V62H173ZM179 61V62H178ZM141 62H142V64H141ZM145 62V64H143ZM147 62V63H146ZM157 62V63H156ZM160 62V63H159ZM164 62H167L166 63V66L165 65H161V68H160V66H158V65H160L161 63L163 64ZM173 62V63H172ZM84 63V64H85ZM95 63H97V64H95ZM159 63V64H158ZM172 63V64H171ZM95 64V65H94ZM107 66H106V65ZM141 64V65H140ZM90 65H91V67H90ZM95 67V68H99L100 67V70L102 69L101 68V66L103 67V71L102 72H105V71H107L108 73L112 70H115V71H113V73H112V71L109 73L110 75H112V76H110L109 74H107L108 75V77H111V79L110 78H108L107 79V75H106V73H104V74H101V76H100V73H102L99 69H95L94 71H95V74H91L92 72H93V66ZM103 65H105V66H103ZM110 65V66H109ZM135 65V66H134ZM143 65V66H142ZM156 65H157V67H156ZM168 65V66H167ZM172 65V66H171ZM70 66L72 67L71 69H70ZM136 66H137V68H136ZM140 66V67H139ZM155 66V67H154ZM88 67H90L89 68V70H88ZM108 67H110V68H108ZM212 69V71L211 72H209L211 69ZM75 68H76V70H75ZM81 68H80V70H81ZM84 68V69H83ZM104 68H108V69H104ZM209 68V69H208ZM37 69V68H36ZM87 69V70H86ZM160 69V70H159ZM205 69V70H204ZM75 70V71H74ZM97 70H98V74H99V76H97ZM28 71H30V69L28 70ZM71 71L73 72V74L71 73ZM90 71V72H89ZM118 71V72H117ZM32 72V71H31ZM30 72V73H31ZM68 72V73H67ZM74 72H75V74L77 75H75L74 74ZM114 72H116V74H118V76L116 75V74H114ZM161 72V73H160ZM213 72H215V73H213ZM12 73V72H11ZM20 73V72H19ZM19 73H17V74H19ZM94 73V72H93ZM159 73V75H161L160 76V78L158 77V79H157V75L156 74H158ZM22 74V73H21ZM21 74H20V76H21ZM29 75V72H23V75L25 76V75ZM70 75V76H68V75ZM79 74V75H80ZM114 74V75H113ZM21 76V77H24V76ZM27 75V76H28ZM41 75H46V73L44 72V73H42ZM75 75V76H74ZM90 75V76H89ZM93 75H94V77H95V75H96V78L97 79H95L94 80V77H93ZM105 76V77H102V76ZM115 75L117 76V78H120V79H117V78H115ZM153 75V79H151L150 77ZM155 75V76H154ZM19 76V77H20ZM27 76H26V78H27ZM85 76V77H84ZM91 76L93 77V79L91 78ZM20 77V78H21ZM37 77H39L40 78V76H37ZM42 77V76H41ZM45 77V76H44ZM73 77H75V78H73ZM87 77H89L90 79H88ZM156 79H155V78ZM25 77L23 78V80L22 81H24L25 79H26ZM43 78V77H42ZM83 78H86L85 79V81H84V79ZM99 78V79H98ZM104 78H106V79H104ZM133 79L132 81L134 82H132V81H130V79ZM76 79V80H75ZM109 79H110V81H109ZM151 79V80H150ZM155 79V80H154ZM17 81L19 80V79H16ZM21 80V79H20ZM19 80V81H20ZM73 80H75V81H73ZM158 82H157V81ZM105 81V82H104ZM151 81H155L156 82V84L154 83V86H153V84H152V82ZM68 82V83H67ZM77 83V85H80V84H78ZM123 83H124V85H123ZM131 83H132V85H131ZM158 83V84H157ZM21 84V83H20ZM20 84H18V85H12V87L10 86V88H9V86L7 87L10 91H12V93H13V91L16 89H18L17 91L19 92V90H21L22 89V84L20 85ZM64 84H67V86L68 87H66V85H64ZM126 84H127V86H126ZM152 84V85H151ZM61 85H60V88L63 90V88L61 87ZM82 85H83V88H82ZM109 85L111 86L112 85V88L111 87H109ZM150 85V87L148 88V86ZM16 86H19L18 88L16 87ZM20 86H21V89H20ZM70 86V87H69ZM126 86V87H125ZM151 86H152V88H151ZM15 87V88H14ZM66 87V88H65ZM77 87H79V89H78V91H77ZM89 87H90V89L91 90H93V91H91L90 89H89ZM107 87H109V89H110V92H109V90L107 89ZM118 87H121V89L117 92L116 91V89H119ZM68 88V89H67ZM87 88L89 89V90H87ZM122 88H123V90H122ZM124 88H129V90L128 89H124ZM4 89H5V87H4ZM8 89H7V93H9L10 91H8ZM82 89H84L83 91H82ZM99 89H101V90H99ZM15 90V91H16ZM63 90V91H64ZM75 90V91H74ZM80 90V91H79ZM87 90V91H86ZM101 91L100 93L101 94H97V93H99V92H97V91ZM111 90H113V92L111 91ZM121 90H122V92H121ZM126 90V91H125ZM6 90H3L2 89V92L4 93ZM14 91V92H15ZM16 91V92H17ZM72 91H74V92H72ZM85 91L87 92V93H85ZM102 91H103V94H102ZM105 91H107L106 93H105ZM0 92H1V90H0ZM92 92H95V94H93ZM115 92H116V94H117V96L118 97H116V95H114L115 94ZM127 92V93H126ZM148 93L147 95L145 94V93ZM65 93V94H64ZM63 94L64 95H66V93L67 92H64ZM68 93H67V95H68ZM89 93L90 94H92V95H96L94 98L92 97V95H90L89 96ZM106 95H105V94ZM110 94V98H109V94ZM112 93H114V94H112ZM120 93V94H119ZM123 93H125V94H128V93H130V94H128V95H125V94H123ZM1 94V93H0ZM14 94H17V93H14ZM83 94L85 95V98L86 97H91V98H87V99H85L84 98V96H83ZM112 94V95H111ZM88 95V96H87ZM79 96V97H78ZM81 96H82V98H81ZM104 98H103V97ZM112 96H115L114 98L112 97ZM125 96H127V99H128V101L126 102L125 100H127V99H125ZM132 96V97H131ZM145 96V97H144ZM148 96V97H147ZM100 97H101V99H100ZM108 97V98H107ZM113 99H112V98ZM119 97H120V100H119ZM121 97H123L125 100H122L121 99ZM74 98L76 99H82V102H81V100L79 99V101H76V100H74ZM147 98V99H146ZM90 99H91V101H92V99H95V100H93L92 101V105L93 106H95V107H98V109L97 108H95L94 107V110L92 109L93 108V106L91 105V101H90ZM99 99V102H97V100ZM102 99H112V101H110V100H108V101H103ZM72 100H74V101H72ZM85 100V102L86 103H84L83 101ZM113 100H114V102H113ZM71 101V102H70ZM118 101V102H117ZM122 101V102H121ZM75 102V104L77 105V102H79V104L81 103V104H83V105H81V106H79V105H77V106H73L72 107V105L73 104H71V103H74ZM94 102H96V103H98V104H96V103H94ZM104 102V103H103ZM108 102H110V105L108 104H106V103ZM87 103V104H88ZM105 104V105H103V104ZM111 103H112V109H114L113 110V112H112V110L110 109L111 107ZM115 103V104H114ZM116 103H118V104H116ZM119 103H120V106H119ZM116 105V106H114V105ZM122 104V105H121ZM98 105V106H97ZM100 105V106H99ZM101 105H102V107H101ZM90 106H92V107H90ZM104 106H106L107 107V110H106V108L104 107ZM108 106H109V108H108ZM123 106V107H122ZM100 107V108H99ZM104 107V108H103ZM119 107V109H123L122 111L121 110H117V112H116V109L115 108H118ZM102 108L104 109V110H102ZM100 109H101V111H100ZM109 109V110H108ZM93 110V111H92ZM96 110L98 111H100V113L102 114H100V113H98V114H100L99 116L101 117V118H95L94 116H95V114L97 115V112H96ZM106 110V113L104 112ZM134 110V111H133ZM98 111V112H99ZM108 111H110V113H109V116H108ZM120 111H121V114H119L120 113ZM132 112V113H137V116H135V115H132V114H130L129 112ZM89 112H87L88 114H90L91 115V113H89ZM114 112H116L115 114H114ZM119 112V113H118ZM125 112V113H124ZM111 113H112V115H113V119H115L116 117H118L117 118V120L116 121H118L117 123H115L116 121L114 120V123L113 122H110V121H113L111 118H112V115H111ZM124 113V114H123ZM104 114V115H103ZM105 114H107V117L109 118L110 117V115H111V117H110V119H108L107 117H106V115ZM117 114H119L118 116H114V115H117ZM127 114H129V115H132V116H134L133 118H132V116L130 117H128L127 116ZM57 115V114H56ZM55 114H54V116H56ZM58 115H62V114H58ZM74 115V116H75ZM123 115H126L127 116V119L126 118H124V116ZM226 115V116H225ZM121 116H123V117H121ZM120 117H121V119H120ZM242 117V118H241ZM107 118V119H106ZM239 118L242 120V121H240L239 120ZM100 119H102V120H100ZM104 119L106 120V121H104ZM119 119H120V121H119ZM125 119V120H124ZM243 119L244 120H246L245 122L243 121ZM80 120H82L81 122H80ZM96 120L98 121L97 123H96ZM100 120V121H99ZM110 120V121H109ZM124 120V121H123ZM103 121L105 122L104 124L106 125V123L108 122L109 123V125H108V123H107V125L105 126L104 124H101V126L102 127H100V129H99V124L98 123H103ZM78 122H80L79 124H77ZM241 122V123H240ZM93 123H96V126H98V129L96 128V126H95V124H93ZM110 123H111V125H110ZM70 124V126H68V128L69 127H71L72 125ZM78 126H77V125ZM52 126V125H51ZM72 126V127H73ZM76 126H77V128H76ZM107 126H109V127H107ZM53 127L54 126H52V128H50V127H48V131H50V133H51V131H53ZM56 127V126H55ZM80 127H79V130H77V131H80ZM94 127H95V129H97V130H95L94 129ZM74 128H71V130H74L75 131V129ZM102 128H104L103 129V131H107V129H108V131L107 132H105V133H103V131H102ZM54 129H57V130H60V131H58V133L57 132H55L54 133V131H53V136L54 135H56V136H54L53 138H49L50 139V141H49V143H47L48 141H47V139H45V140H43V142L45 143V145L47 146H49L48 148H49V150L47 149V147H46V149L48 150L47 152H49V153H52L51 151H53V153L55 152V154H53V155H57L56 153L58 152L57 150H56V147H55V144H56V142H57V139H58V137H59V139H58V141H60V138H62V141L61 142H63V141H65V139H68L67 137H69L70 135H73L74 133H72V134H70L69 132L71 131V130H68V132H67V134H65L63 131V128L61 127V128H59V127H57V128H54ZM84 129H86L87 131H85ZM93 129V130H92ZM66 130V129H65ZM90 130V131H89ZM85 131V133H83ZM46 132V131H45ZM59 132H62L60 135L62 136L63 135V133L65 134V135H63V137H60L59 136ZM71 132H73V131H71ZM102 132V133H101ZM44 133V132H43ZM87 133V134H88ZM107 133H109V134H107ZM112 133V134H111ZM150 133H155V140H151L150 141V143H148L147 141H146V139H147V137L149 138L150 137ZM58 134V135H57ZM70 134V135H69ZM100 134H101V136H100ZM102 134H104V135H102ZM105 134L107 135V137L109 138H111L112 139V137L114 136L115 137V135H117L118 136V138H117V136H116V138L117 139H119V143L117 142V140H116V138H113L112 140H114L113 142H112V140L109 138V142H108V140H106L105 139V141H104V139H103V136H105ZM108 135H110V136H108ZM113 135V136H112ZM121 135V136H120ZM149 135V136H148ZM157 135V136H156ZM162 135H165V136H162ZM194 135V136H193ZM197 135V136H196ZM65 136H67L66 138H64ZM83 136V135H82ZM102 137L101 139L102 140H100V139H97V138H100V137ZM123 139V140H125V141H123L120 137ZM123 136L124 137H126V138H123ZM146 136V137H145ZM188 136H190V140L191 141H189V139H188ZM106 136H105V138H107ZM143 137H145L144 139H143ZM158 137V138H157ZM163 139L162 140V142H160L161 141V138ZM167 140V139H170L169 141L171 142V141H173V143L171 142H169L168 140L166 141L164 138ZM192 137H194V138H192ZM196 137V138H195ZM52 139V140H51ZM194 139H196V140H194ZM54 140H56V142L54 141ZM82 140H83V142L81 141V144H80V146L79 147H81L82 148V146H83V148H84V145H82V144H84V143H90L89 144V147H90V145H92L90 148H91V150L93 149V146H94V143H92V141H91V139H88L87 141L86 140H84L83 139V137H82ZM100 140V141H99ZM111 140V141H110ZM123 142L122 143V145H123V147L124 146H128V144H134L135 145V147H137L138 149H140V150H143V157L144 158H142V156H140V160L142 159H144L143 161L141 160H139L140 162H139V165L137 164V162H133V163H131V164H133L134 166H132L131 164V166L129 165V163L130 162H132V161H134L135 159H133L132 158V156H128V152H127V148H122L121 149V141ZM144 140V141H143ZM158 140V141H157ZM165 140V141H164ZM179 140H180V143H181V145L183 146V145H185V143H187L186 141H188V143L186 144V146H183V148H184V150H183V148L181 147V145H179ZM53 141H54V143H53ZM99 141V142H98ZM153 141V142H152ZM156 142V144L157 143H159V146H158V144L156 145L155 144V142ZM163 141H164V144H166L167 142L168 143H170V144H166L165 146H164V144H162L163 143ZM182 141H185V143L184 142H182ZM195 141V142H194ZM198 141V142H197ZM52 142V143H51ZM110 142H112V143H110ZM115 142V143H114ZM124 142H125V144L127 143V142H129V143H127L126 145L124 144ZM147 142V143H146ZM175 142V143H174ZM47 143V144H46ZM85 144V148L87 149V150H89L90 148H87L88 147V144ZM105 143H106V145H108V146H105ZM117 143V144H116ZM178 143V144H177ZM184 143V144H183ZM190 143V144H189ZM50 144V145H49ZM54 144V145H53ZM147 144H148V146H147ZM173 144V145H172ZM177 144V145H176ZM191 144H193V145H191ZM87 145V146H86ZM112 145V146H113ZM150 145V146H149ZM167 145H169V146H167ZM181 147V148H179V146ZM111 146V147H112ZM149 147L150 149H151V147H155L153 150L151 149H149V148H147V147ZM164 146V147H163ZM174 146V147H173ZM178 146V147H177ZM193 146V147H192ZM52 147V148H51ZM78 147V148H79ZM167 147H168V149H167ZM171 147V148H170ZM186 147V148H185ZM81 148H80V150H81ZM82 148V149H83ZM84 148V150H86ZM170 148V149H169ZM189 150H188V149ZM108 149H109V147H108ZM106 150L107 151V153H108V151L109 150ZM150 151H149V150ZM174 149V150H173ZM80 150H76L75 152H79ZM84 150H82V151H84ZM145 150V151H144ZM147 150V151H146ZM155 150V151H154ZM158 150H160V151H158ZM170 150V151H169ZM171 150H172V152H171ZM179 150V151H178ZM182 150V151H181ZM46 151V150H45ZM57 151V152H56ZM65 151H66V149H65ZM105 151V152H106ZM121 151H126V153L127 154H125V152H124V156H126V157H123L122 155L123 154H121V153H123V152H121ZM153 151V152H152ZM176 151V152H175ZM183 152V151H186V153L184 154V153H182V155L180 156V153L181 152ZM74 152V154L73 153H70V156H72L73 157V155H75L76 153ZM115 152V153H114ZM145 152H146V154H145ZM148 152H149V154H148ZM160 153V154H157V153ZM169 152V153H168ZM180 152V153H179ZM228 152H229V155H228ZM49 153H46L45 155L46 156H48V155H50ZM151 153V154H150ZM163 153H165V154H163ZM174 153L175 155H172V154ZM191 153V154H190ZM227 153V155H228V157H229V161H231L230 163H232L231 165H230V163H228V160H227V157H223L224 156V154H226ZM92 154L90 153V155H87L88 157H93L92 156ZM147 154H148V156H147ZM156 154V155H155ZM163 154V155H162ZM169 154V155H168ZM101 155H104V153L102 152V154ZM147 156V158H146V156ZM158 155H160L159 157H158ZM165 155L167 156L165 159H164V157H165ZM171 155L173 156V157H176V159H175V161L176 162H173L174 161V158L173 159H171L170 157H171ZM227 155H225V156H227ZM77 154L73 157V159L70 157V159H72L71 161H73L74 160V162L75 163H77L76 162V160L78 159L77 157ZM129 158H128V157ZM152 156V157H151ZM161 156H162V158H161ZM185 158L186 157V160H187V162H185L184 160H183V157ZM258 156V157H257ZM78 157H80L81 159H80V161H79V159H78V162H81V161H86L87 159H88V157H86V159H83L82 160V156H79L78 155ZM120 159H119V158ZM124 158V160H123V158ZM156 157H158V158H156ZM179 157V158H178ZM182 157V158H181ZM188 157V158H187ZM255 157H257L256 159H254ZM76 158V159H75ZM83 158H85L84 157V155H83ZM117 158V159H116ZM122 158V159H121ZM127 159V161H125L126 159ZM132 158V159H131ZM148 159V161H151L152 159L153 160H156V161H154V163L153 164H148L149 166L151 165H153L152 166V168H156V166H157V169L158 170H160V172H158V171H156L157 169H155V170H153L151 167H149V166H146L145 165V163H146V159ZM159 158L160 159H163V162H162V164H160V166H162L160 169H159V163H161L160 161H162V160H159ZM170 158V159H169ZM151 159V160H150ZM178 159V160H177ZM119 160H121V161H119ZM130 160V161H129ZM146 160V161H145ZM171 160V161H170ZM180 160V161H179ZM227 160V163L226 162H224V161H226ZM241 160V161H240ZM242 160L243 161H245V162H242ZM256 160H258V161H256ZM51 161V163L53 162V158L50 160ZM50 161H49V163H50ZM172 163L171 165H170V163ZM240 161V162H239ZM251 162V164L254 162V164L255 163H258V165L256 164V167H255V171L254 170H252V169H254V166L253 165H251V164H249L250 162ZM119 162V163H118ZM125 162V163H124ZM126 162H128V164H126ZM144 164H143V163ZM157 162V163H156ZM177 162H180L181 164H178ZM224 162V163H223ZM239 162V163H238ZM249 162V163H248ZM122 163V164H121ZM135 163V164H134ZM141 163V164H140ZM167 163H169L168 165H166ZM220 163H223V164H221L222 166H220L219 164ZM239 164V166L240 165H242L243 167H242V169H241V166L240 167H238L237 165ZM242 163V164H241ZM247 163V164H246ZM262 163H263V165H262ZM165 164V165H164ZM174 164H176L177 165V167H176V165L173 167V165ZM187 164H189L188 166H187ZM227 164L229 165V166H231L230 168L227 166ZM243 164H245V165H243ZM137 165V166H136ZM140 165H144V166H146L143 170H144V172H145V174L146 173H149V175L148 174H146V176L144 175L143 177V180H144V182L142 181V180H138V181H135V180H137V178H135V180L133 179H130L129 180V178H128V176L127 175H129L130 177L133 175V174H135V173H133V172H136L137 171V169H136V171H135V169H133V167H138V166H140ZM232 165H233V167H232ZM235 165V166H234ZM247 165H248V170H247ZM112 166V165H111ZM163 166H167L168 168H166V170H165V168L164 169H162L163 168ZM172 167V168H170V167ZM179 166V167H178ZM196 166V168L193 170L191 167H195ZM250 166H253V167H250ZM261 166V167H260ZM114 166L113 167H110L111 169H113V168H115ZM221 167H224V169L223 168H221ZM237 167V168H236ZM250 167V168H249ZM115 168V169H116ZM147 168H150V169H147ZM227 168V169H226ZM138 169H139V167H138ZM180 169V170H179ZM223 170V171H219V170ZM260 171H259V170ZM264 169V168H263ZM114 170V169H113ZM131 170H134V171H131ZM148 172H147V171ZM150 170V171H149ZM171 172H170V171ZM178 172H177V171ZM195 170H197V172L195 171ZM207 170V171H206ZM209 170V171H208ZM243 170H245V173H243ZM252 172H251V171ZM258 172H257V171ZM261 170H262V172H263V174H262V172H261ZM126 171H128L127 173H126ZM129 171H130V173H129ZM168 173H170V174H168ZM176 172L178 175H182V178L183 179H185L186 180V183H189V181H188V179H186V177H188V178H191V177H193V179L194 180H196L195 182H196V184H195V182H194V180L191 178V179H189L190 180V182H193V185H192V183H190V184H188V185H190V188H189V186L188 185H184L185 183V180H183L182 178L181 179H179L180 178V176L178 177V175H176L175 173V175H174V179L176 180L177 179V181H175L171 176H172V172ZM217 171H219V173L217 172ZM238 171V172H237ZM248 171H250L249 173H248ZM83 172L85 173L84 174V176L86 175V169H83ZM144 172H143V174H144ZM152 172V174L154 173V174H156V172H157V176H158V178L157 177H155L154 178V174L152 175V174H150ZM163 172V173H162ZM221 172V173H220ZM225 172V173H224ZM256 174H254V173ZM82 173V172H81ZM126 173V174H125ZM159 173V174H158ZM203 173V174H202ZM223 173H224V175H223ZM243 173V174H242ZM248 173V174H247ZM136 174L137 175H140V176H142L141 175V173H139V171H137L136 172ZM170 176L171 178H172V181H174V182H176V183H174V182H169V181H171V180H168L167 178H166V176ZM168 174V175H167ZM189 174H191V175H189ZM200 174V175H199ZM202 174V175H201ZM206 174V175H205ZM243 176H242V175ZM258 174V175H257ZM261 174V175H260ZM82 175H83V173H82ZM126 175V176H125ZM147 175L149 176V178L150 179H152V180H148V183L146 184L145 183V181H147V179H148V177H147ZM162 175H164L163 176V178H162ZM185 177H184V176ZM199 177H198V176ZM207 175H208V178H207ZM244 175H246V176H244ZM177 176V177H176ZM190 176V177H189ZM206 176V177H205ZM251 177V179L250 178H248V177ZM254 176H258L257 178H254ZM4 177V175L3 176H0V179L1 178H3ZM6 177V176H5ZM147 179H146V178ZM161 177V178H160ZM176 177V178H175ZM196 177V178H195ZM201 177V178H200ZM220 177H223V178H225V179H223L222 181H220L221 180V178ZM244 178V180H243V178ZM248 178V180H247V178ZM262 179H261V178ZM157 178V179H156ZM164 178H166V179H164ZM171 178H169V179H171ZM205 178V179H204ZM219 178H220V180H219ZM126 179H128L129 180V182H128V180H126ZM138 179H141V178H138ZM154 179H156L155 181V183L157 184L158 183V185L156 186V184L154 185L153 183V180ZM160 179H164V182H163V180L161 181V182H163L165 185L162 187L161 185L163 184V183H161L159 180ZM205 181H203V180ZM217 179V183L219 182V183H221V184H219V185H217V183H216V181L214 182V180H216ZM246 179V180H245ZM260 179V180H259ZM6 180H7V177H6ZM6 180L4 181V178H3V181L4 182H0V194H2V193H4V194H6V192H8V191H10L11 189H12V185L10 186V184H12L11 182H10V180H9V178H8V183H10V184H7V182H6ZM111 180H112V183H111ZM118 181L119 183H120V186H122V189H121V187H119V184L118 183H114V181ZM123 180V183L121 182ZM178 180H182L181 181V183L178 181ZM193 180V181H192ZM200 180V181H199ZM253 180H255V183L253 184ZM260 181V183H257L256 181ZM263 182H262V181ZM1 181V180H0ZM116 181V182H117ZM125 181H127V182H125ZM151 183H150V182ZM199 181V182H198ZM201 181H202V183L204 182V185L201 183ZM207 181H209V183H207ZM249 181H250V185H248L249 184ZM5 182H6V184H5ZM110 183V185H111V187H110V185H109V183ZM135 183V186H134V184H132V183ZM139 182H141V183H139ZM153 182V183H152ZM177 182L178 183H180V187H182L183 185H184V187H186V188H184V187H182V189H180V190H178V189H176V187L177 188H180L179 187V184H177ZM212 182V183H211ZM248 182V183H247ZM1 183H2V186H1ZM121 183L122 184H124V185H121ZM125 183H126V185H125ZM142 183H144V185L142 184ZM150 183V184H149ZM169 183V187L167 186V187H165L167 184ZM172 183H173V186H172ZM183 183V184H182ZM215 184L216 183V185H214V186H212L211 185V187L213 188H211L210 186H209V184ZM252 183V184H251ZM257 183V184H256ZM261 183H263V184H261ZM3 184L4 185H7V186H3ZM100 184H101V186H100ZM177 184V185H176ZM207 184V185H206ZM256 184V185H255ZM261 184V185H260ZM102 185H103V187H102ZM114 185H118L117 187L115 186V189H117V190H115V189H113L114 187ZM133 185V186H132ZM137 185H138V187H137ZM141 185L143 186V187H141ZM147 185H148V189H147ZM171 185V186H170ZM200 185V186H199ZM206 185V186H205ZM222 186V189L223 190H220L219 191V189L221 188V186ZM254 185V187L252 188V186ZM83 186V187H84ZM129 186V187H128ZM135 187L134 188V190L136 189V192L137 193H141V196H140V194H139V197H138V194H136L133 190H131L130 192H131V195L133 194V196H131L130 195V192H129V190H130V188L131 187ZM144 186H146V188L144 187ZM149 186H150V190H152V188H154L152 191L153 192H151V191H149ZM153 186H155V187H153ZM159 186V187H158ZM187 186H188V188H187ZM219 187V189H218V192H217V188ZM4 187H5V190H4ZM6 187L8 188V189H6ZM100 187H102L101 189H100ZM107 189H106V188ZM118 187L120 188V189H118ZM125 187H127V188H129V189H127V188H125ZM141 187V188H140ZM171 187V188H170ZM173 187V188H172ZM200 187V188H199ZM201 187L203 188L202 190H201ZM224 187V188H223ZM225 187H226V189H225ZM257 187H261V188H259V191H255V190H257L256 188ZM263 187V188H262ZM3 188V189H2ZM9 188H10V190H9ZM111 188V189H110ZM125 188V192L124 191H122L123 189ZM133 188H131V189H133ZM143 188H145V190L143 189ZM160 188H162V189H164V191L162 190V189H160ZM165 188L168 190L169 188V192L167 191V190H165ZM194 188H197V189H195L194 190ZM249 188V189H248ZM84 189V188H83ZM139 189V190H138ZM140 189H141V191L143 190L144 192H148V193H145L144 194V192H139L140 191ZM158 189H159V191H158ZM190 190V189H192V192L194 193V191H195V194H193L192 192H191V190L189 191L188 190V192H189V196L187 197V191L185 192L184 190ZM200 189V190H199ZM111 190V191H110ZM172 190H173V192H172ZM214 190V191H213ZM225 190H226V192H225ZM244 190V191H243ZM246 190H248V192H246ZM250 190H252V191H250ZM157 193V195L156 194H154L155 192ZM162 191V192H161ZM176 191H177V193H176ZM178 191H179V193H181V194H179V195H174V193L175 194H178ZM183 191H184V193H183ZM197 191V192H196ZM201 191H202V193H203V195H202V193H201ZM255 191V192H254ZM263 191H264V189H263ZM105 192H106V194H105ZM108 192V193H107ZM122 192H124V193H122ZM133 192V193H132ZM151 192V193H150ZM165 192V194H166V192L168 193V194H166V195H168L169 196V198H168V196H165L164 195V197H163V194L162 193H164ZM190 192H191V194H190ZM204 192H205V194H204ZM216 192V193H215ZM244 192V193H243ZM90 193H91V191H90ZM91 193V194H92ZM125 193H126V195H125ZM159 193L161 194V195H159ZM171 195H170V194ZM213 193L214 194H218L217 196H215L214 197V195H213ZM253 193V194H252ZM256 193V194H255ZM4 194H2L3 196H4ZM105 194V196H103ZM127 194H129V195H127ZM144 194V195H143ZM147 194V195H146ZM183 194H185V195H183ZM225 194V195H224ZM243 194V195H242ZM261 194V195H260ZM95 195V196H94ZM116 195H118V197H116ZM126 197H125V196ZM135 195V196H134ZM149 195H151V196H149ZM180 195H182V196H184L183 197V199H182V196L180 197ZM206 195V196H205ZM247 195V196H248ZM263 195H264V193H263ZM90 196V195H89ZM127 196H131V197H129V200L131 199V201H132V199H133V201H134V203H136V202H138V203H136L135 205H134V203H133V201H132V203H130L129 201H127L126 199H127ZM211 196V197H210ZM115 197V198H114ZM122 197H124L123 199H124V201L123 200H121L122 199ZM134 197H135V199H134ZM137 197V198H136ZM150 197V198H149ZM165 197H167L166 199H165ZM249 198H251V196H248ZM0 198H1V195H0ZM96 198V197H95ZM96 198V199H97ZM117 198V200H116V203L118 204V202H120L121 203V205H122V203H123V205L121 206V205H117L114 201H115V199ZM121 198V199H120ZM126 198V199H125ZM142 198H143V200H142ZM147 198V199H146ZM181 198V199H180ZM261 198V199H260ZM83 199V198H82ZM81 199V200H82ZM110 201H109V200ZM118 199H120L121 201H119ZM169 199V200H168ZM171 199V200H170ZM214 199V200H213ZM141 200V202H139ZM145 200V201H144ZM146 200H148V201H146ZM171 201V203L170 202H168V201ZM180 200V201H179ZM186 200V201H185ZM222 200V201H221ZM106 201V203H102V202H105ZM118 201V202H117ZM144 201V203L142 204V202ZM174 201V202H173ZM175 201H176V203H175ZM186 203H185V202ZM75 202H76V200H75ZM77 202L78 203H80V200L77 198ZM129 202V203H128ZM182 202V204H180ZM82 203V206H80L81 207V209L80 210H83L82 212H84L85 210L84 209H82L83 208V205L84 204H86L85 202H81ZM125 203H127V204H125ZM185 203V204H184ZM215 203H216V205H215ZM221 203V204H220ZM105 204V205H104ZM184 204V205H183ZM191 204V203H190ZM87 205V204H86ZM86 205H84V206H86ZM99 206H100V203L98 204ZM126 205V206H125ZM129 205H131V206H129ZM142 205V206H141ZM178 205L176 206L177 208H178ZM117 206V207H116ZM119 206V207H118ZM128 206V207H127ZM170 206V205H169ZM179 206V207H180ZM212 206V205H211ZM80 207H78V209L80 208ZM114 207H116V208H114ZM126 207V208H125ZM130 207V208H129ZM168 207V206H167ZM176 207H173V208H175V209H177ZM3 206H1L0 205V210L1 211H7V212H9L8 211V209L7 210H5V208H3ZM109 208V207H108ZM107 208V209H108ZM131 208H132V210H131ZM172 208V209H173ZM146 209V208H145ZM149 209V208H148ZM152 209V208H151ZM172 209H170V210H172ZM175 209H173L172 211H174ZM109 210V209H108ZM0 211V212H1ZM18 212H17V214H20L21 212H22V210H21V212L19 213V210H17ZM145 211V210H144ZM3 212H1V214H0V217L2 216V213ZM12 212V214H14V216H12V214H10V212H9V215L6 213H4V218L6 217L7 219H8V217H9V219L11 218V219H15V215H17V214H15L16 213V211H11ZM15 212V213H14ZM148 212V210H146V212L145 213H147ZM153 213H154V211L152 212V215H153ZM23 217V219H22V217ZM20 215H17L16 216V218L19 216L20 218L19 219H21V223H19L18 222V220L17 219H15V220H17V222L19 223L18 225H17V229L19 228V232H21L22 234H24V233H26V234H24V236L26 235V237H25V240H27V237H28V241H30V246H32L33 245V242L35 243L36 241H38V242H40V241H42L43 240V234H44V230L42 229V227L43 226H41L40 224H39V222H38V220L36 219H30V218H25L23 215H22V213L20 214ZM144 215V214H143ZM3 216H2V218H0V220H2L3 219ZM12 216V217H11ZM3 219L4 221H1V225L3 224H7V222H8V224L7 225H9V223H10V220L9 221H6L7 219ZM26 219V221H25V219ZM142 219H143V217H142ZM24 221L25 222H27V224L30 226L31 224L30 223H35L34 225H36V226H32L31 225V228L33 227V229L31 230V228H28L29 226L28 225H26L25 223H24ZM132 223V222H131ZM131 223H129V225H133V224H131ZM25 224V225H24ZM20 225H21V227H20ZM39 225V226H38ZM22 226H24V227H22ZM27 226V227H26ZM39 227V228H38ZM41 227V228H40ZM24 228V229H23ZM27 228H28V230H27ZM37 228H38V230L40 229H42V233L40 232V230H39V232H37L38 230H37ZM22 229L24 230L23 232H22ZM30 229V230H29ZM34 229H36V230H34ZM28 233V234H27ZM38 233H40V234H38ZM30 235V236H29ZM41 236V237H40ZM33 238H34V240H33ZM37 238V239H36ZM40 241H39V240ZM31 240H33V242L31 241ZM37 242V243H38ZM32 244V245H31ZM31 248V247H30Z\"/></svg>", "mask_w": 264, "mask_h": 264}]
</instances>
